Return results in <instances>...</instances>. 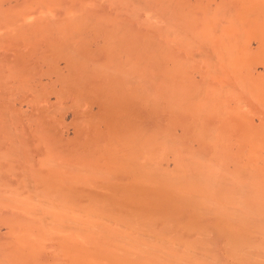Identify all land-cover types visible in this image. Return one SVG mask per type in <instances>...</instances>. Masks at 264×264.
I'll return each mask as SVG.
<instances>
[{
    "label": "rangeland",
    "instance_id": "obj_1",
    "mask_svg": "<svg viewBox=\"0 0 264 264\" xmlns=\"http://www.w3.org/2000/svg\"><path fill=\"white\" fill-rule=\"evenodd\" d=\"M94 1H97V0H76V1L75 0H59V3H58L59 5H58L57 4L58 0L57 1L56 0H0V264H164V263L165 264H175V262L176 264H183V263L184 264H218V263L219 264L220 263L221 264H240V263L258 264V263H253L255 261H258V259H260L258 262H261L259 264H262V263L264 264V256H263L264 249H260V248H263L262 246H264V241H263L264 237H262L264 235L262 234L264 233V211L261 212V210H264V203H263L264 198L261 200L259 198L264 194L263 192L264 191V172H263L264 171V157H263L264 149L260 150V147L262 148L264 145V141L260 143L262 146L259 144L260 147L259 148L257 147L256 149V153H257V150H259L258 151L259 153H257L258 155L255 154L257 157H254L255 155H253V153H255L254 151H252L253 153L247 152L248 154L250 153L253 155L254 158H256V159H253L254 162L251 161L253 158V157L251 158L252 155L251 156L250 154L246 155L247 154L246 151H250V149L248 148L252 146L251 145L249 147V145L247 144V141L250 139V138L248 140L246 139L247 135L249 137V135H252L250 134L252 132H253V135H255L257 133L255 130L260 129L261 131H263L261 127H263L264 125L263 124L261 126V124L264 123V120L261 121L264 118V113H263L264 112L263 110V107H264L263 97L264 96H262V98L261 99L259 98L258 100V94L256 93L257 91H253L252 89L251 91L246 90V89H249L248 85L250 84V81L254 83L256 82V84H257V81L260 82L258 84L262 83L261 81H259L260 79L257 80L259 74L261 75L260 78H262L263 83H264V70H263L264 60L259 61L260 64L258 63V60H257L263 56V54H261L263 53V49L262 51H260L261 49L257 47V45L260 42L259 41L260 38L258 40L257 36L255 37V35L257 34L256 32H259L258 34H260L261 36L263 29L259 28L260 27L259 24H258L259 26H257V24H254V22L255 23L262 22L261 25L263 24L264 20L260 21V19L262 18L264 13L262 12L263 14H261L260 10L263 11L264 9L260 8V10H258L257 9L258 7L256 6V9L259 11V13H257L258 11L255 12L256 11L255 8L253 9V11L255 10L254 12L258 14L259 16V19H258L255 17L253 18L252 16L253 11L251 12V10L255 4V3L253 4V0H250L251 3L253 4L252 5L253 7L250 6L251 7L250 11L247 10L249 9L248 5L246 7V4H248L250 1H248V3L246 2L244 6L243 4L244 0L242 1L241 0H237V1L235 0H202V1L201 0H159L160 4L157 3L158 0L157 1L122 0L121 2L123 1L126 2V3L123 2V4L121 2H118L119 0H117V2L112 1V0H109V1L106 0L105 2V0H102L101 2H105V4L103 3V5L101 4L100 1H97V2H94ZM86 2L87 4L85 6ZM99 2L100 4H98ZM133 2L136 3L134 4V7H136L135 9L133 8ZM95 3L98 4L100 8H98L97 7L98 5H96ZM129 3L131 4L130 7H128L130 5ZM251 3L249 4L251 5ZM124 4L125 6L126 4L128 5L125 8L126 10H128L126 12L125 10H123ZM217 5H219L220 9L219 7H217ZM84 6L87 8H85ZM146 6L147 8H150L151 11L149 10L148 13L151 12L150 14L151 16H153V18H155V16L157 17L159 16L158 18H156L158 24L155 21L153 24L156 23V27L158 25L160 27L158 26L157 28L155 27L154 29V27H152L154 25L153 24L151 25L153 21L149 22L147 20L150 17V15H147L148 10L146 9ZM71 7L75 9L73 8L71 9ZM152 7L153 8L155 7L154 10ZM121 10H123L124 13H122ZM156 13L158 14L155 15ZM174 13L176 14V16ZM76 14L79 16H77ZM161 14H162V17H161ZM259 14H261V17ZM100 15L101 17H99ZM207 15H208V18L213 20L212 22H214V19L216 20L219 19L218 20L220 21L219 23L222 24L221 26L219 23H217V25H219L218 31L222 29L219 32L216 29L217 26L216 28L214 26V28L216 29L215 33L213 34L214 37H212V32L209 28V26L211 27L213 26V23L210 22L211 20L207 18ZM113 17L117 19L114 20ZM128 17L130 18V20ZM163 17L167 19V21L164 20ZM228 17L230 19L233 18L234 20L232 19V22H231V20ZM223 18L225 21H223ZM246 18L248 20H246ZM254 19H258L259 21L253 22L252 20ZM80 20H82V23H80ZM132 20L135 23L132 22ZM151 20H154V19H151ZM161 20L162 21L164 20L163 23L166 21L165 22L166 24L165 23L161 24L162 23ZM173 20H174V23H171L170 21L173 22ZM227 20H230V21L227 22ZM246 21L248 25L250 23L252 24V27H254V31L255 30L257 31L255 32L250 31L246 33L247 31H249L247 29H252V27H250L251 25L249 26L250 28L247 26ZM229 22L231 25L233 23L232 26H234L235 22H236L235 26L236 24H238L237 25L238 29L237 27H235L236 29H234V27L228 25L230 29L233 28L234 31L236 30L235 32L233 31L234 32L233 34L230 33L231 37L228 35V32L230 30L228 29V32H227L226 28L228 27L224 26L225 24L227 25ZM113 23L114 24L116 23L117 28L115 25L112 26ZM240 23H244L245 25L244 29L242 27V29L244 30V33L242 32L243 35H240V32H241L240 30L241 27H239ZM124 24H126V26ZM147 24L150 25V26L148 25L149 28L151 27L150 31L152 28L154 31H151V33L150 31L148 32L149 29L147 28L148 27ZM123 25L126 28L130 26L129 29L124 28L125 30L123 31V33L126 32L127 30L128 31L132 30L133 32H135L133 33V35L132 33H130L131 31H129L130 34L126 32L129 34L128 36H130L129 37L130 42L128 41L129 44L132 43L130 45H133V46L135 45V47L137 45L136 47L137 50H142L144 53L146 52L148 53L149 50H151L150 53L152 52L151 55H147V72H148L147 76L148 77L145 76L144 78V79H149V80L151 79V83L149 80L146 82L148 84L147 85L148 90H146V93L144 90H142L144 93L140 91L142 95L145 94V96L150 100L149 101L148 99H146L147 100L146 103L149 105V107L146 103H144L143 101H140L145 96L140 97L141 98L140 100L137 98L139 97V94H140L139 91L138 92L135 91L137 92L135 95H138L137 97L135 96L137 100H135V98L134 99L129 98L127 99L129 105L126 104L127 100H125L126 103L118 105L119 103L118 98H120L123 95L124 89L122 88L123 90H122L121 95L117 97V95L120 93H119V90H117L116 88H119L121 91V87H123L122 80L124 81V84H127L125 86H128L130 82L132 81L130 79H132L133 76H137V73L133 75V72H132L133 68L131 69L127 68L129 70L128 74H127L128 70L127 71L124 70L125 72H122L123 70L121 69V66L122 64H124V62L121 61L122 64L118 69V74L120 71L121 73L118 76V74L116 73L117 71H115L116 69L113 66H111V68L113 67L115 70L113 68L112 69L110 68L111 64H109V62H111L110 60L111 58L108 57L110 56V54H106L103 51L105 50V48L107 49V46L105 47V45L109 44V42H107L108 41L107 39H109V41L111 42L112 39L110 38H112L113 36H115V38L117 37V39L120 38L121 34L118 37L119 35L118 31L120 32V30H123V27H122ZM172 25H173V29L176 27L174 32L173 30H171ZM205 25L210 30V32L209 30L207 31V28L205 27ZM223 26L224 28L226 27L225 30ZM257 27L259 29H257ZM134 28H135V31H134ZM117 29H120V30L117 31ZM223 30L227 32L228 39L229 38L238 39L239 43L237 42V40H235L237 42V45H236L235 42L233 41L234 42L233 43L231 39H230L231 42H229L230 40L225 38L226 32L224 33ZM138 31H141V32H138ZM203 31L208 32V33L205 32L208 36H210L211 34L210 36L211 38L207 37V35H205ZM152 32L153 33L157 32V33L155 35H152L153 36L152 37L151 36ZM167 32L168 33L171 32L169 33V36ZM136 33L137 35L135 37ZM187 33L189 36H187ZM65 34H67V36H65ZM160 34L163 35L165 38L162 37ZM156 35H158L159 38ZM172 35H173V39H172ZM217 35L220 36L219 42L217 40L218 39ZM128 36H124L126 37V39L125 38L124 39L128 40L129 39ZM186 36L191 38L192 40H190ZM148 37L149 39L147 40ZM133 38L137 41L135 40L133 41ZM139 38H141V42ZM155 38L157 39L155 40ZM167 38L168 40H170V42L167 40ZM200 38L205 39L206 42L204 43L205 40L203 39L200 40ZM206 38L207 39L209 38V39L207 40ZM71 39H73L74 42L71 41ZM158 39H159V42H158ZM102 40L103 41L105 40V44L101 43L103 42ZM146 40L149 41V43ZM187 40H189L190 42L192 41L195 42L196 40L197 43L195 42L194 44L195 45L197 44L198 48L192 47L193 43H190ZM242 40L244 43L242 42ZM154 41L157 43H155ZM173 41H176V43ZM222 41H224L225 44ZM162 42H163V45H162ZM180 42H183V44L181 43L183 47L181 46ZM184 42H186L187 45L189 44L190 46L191 45L192 46L189 47V45L187 46ZM227 42L231 44L229 45ZM147 43H148V47L150 45V49H147ZM168 43H170L171 45H174L175 43V45L172 47L173 48L178 47L177 51L175 50L177 54L173 53L174 50L172 47H170V44L168 45ZM203 43H204L203 46L199 45V44L202 45ZM208 43H209V46H208ZM145 44H146V47H143L145 46ZM164 44L166 46H164ZM211 44H212V47H210ZM227 44L230 46V48L232 47L231 45L235 44L236 46L235 49H237L240 45V50L238 48L239 52L243 50L241 47H244L247 44L248 48L247 47L246 48L247 50L250 48L248 51H249V56L250 55L251 56L250 57L248 56L247 54L248 52L247 53L245 52L246 55L248 56V59L244 58L246 57L245 55L244 57L242 56L246 48L244 51H241L242 52L241 56H240L241 52L239 53L237 51L239 53L238 55L237 52L234 50V47H235L234 45H233L234 47L232 51H234L235 53L230 52L232 48L229 49L230 53L227 50L223 52V50L229 48ZM218 45H220V47ZM186 46L189 48H187ZM201 47L205 48V51L200 50L202 49ZM208 47L210 50L208 49ZM221 47L222 48L224 47V49L222 50ZM143 48L146 50H144ZM190 48H193V49L190 50ZM256 48L258 49V51H260L259 53L256 50ZM118 49L120 48L118 47ZM121 50L122 51L119 50V52H123L124 49H121ZM161 50L167 53L166 54L167 57L165 55H164L165 57L163 56L164 52H162ZM216 50L217 51L222 50L220 53V56H222L224 60L219 55H218V59H220V61H218L216 57H215L216 59L215 58L213 59H215L218 62L226 61V64H227L226 66L224 63L223 64L219 63L220 65H218V67L220 68L218 67L216 68L217 66L216 63L218 62L214 60L215 62H213V64H215L216 66L213 65V68L211 67L212 62H208V61L209 59L213 60L212 57L218 54ZM251 50L256 54L258 53V56L260 54L262 56L255 58L257 55L255 56V54L252 53L254 55L252 56ZM211 51L213 54L211 53L212 56L210 54L211 56L210 57L208 56V52H211ZM115 52H117V54L119 53L118 50H116ZM223 53H225V55ZM232 53L233 55H231ZM153 54L156 57H158L157 54H160L161 60L160 58L156 59V57L154 58L157 61L152 59V57L150 58L149 56H153ZM201 54H203L204 56ZM177 55L178 57L174 58V56H177ZM192 55H195L194 56L195 58L193 60H191ZM235 55L236 56L238 55L239 57H243V58H240L241 60L237 59L239 57L238 56L235 57ZM121 56H122V53H121ZM121 56L119 53V56L115 54V56L113 55L112 58L113 57L117 58ZM251 57H254L253 59H255L253 60V62H252ZM205 58H207L208 61L203 60ZM249 58L251 59L250 60L251 62L248 61ZM197 59L198 60L201 59L199 60L201 62L198 63ZM230 59L232 61H234L233 59H237L238 62L239 60L243 61V59H246L249 62V65H251V69L246 68L247 66L249 67V65L245 66L246 60H244V63L242 62V65L245 66L247 71L248 69H250L253 72V76H251V80L250 78H248L250 80V81L248 80L249 84L248 82H247L248 85L244 84L248 87L244 86L243 84H240L241 82L245 83L243 81H245V79L248 77V72L246 73L247 77L245 78L244 71L242 70L243 71L242 72L240 70L241 68H239V71H241V73L243 74V75L241 74V76H244V78L241 77V79H244L241 81L239 79L240 74L238 73L237 75L238 69L236 70H233L234 68L232 69V67H236L235 66L236 64L234 63V65L231 66L233 62L232 61L230 62ZM107 60L108 61L110 60V61L108 62ZM163 60L165 64L163 63ZM194 60L196 61L193 62ZM227 61L230 62V65ZM204 64L206 65L207 69L206 67H202L204 66ZM208 64L209 66L211 65L210 67L212 68V70L216 68L215 72L218 69L217 74L219 73L221 74L219 75V77H216V79H213V81L217 80V78L218 79L221 78L224 75L222 73L226 72L225 75L227 74L226 76L228 77V74H229L230 76L229 78H227L229 80H226L225 75H224L225 79L224 78L222 79L228 82L230 81L229 83H231V79L233 82V80L236 78L237 81L235 80V84L236 83L240 84V86L238 85L239 87L234 86L235 89H237L236 93L237 92L239 93V89L241 88L240 94L243 96L242 93L244 92L243 90H245L247 94L246 97L250 99L251 103L247 101L248 99H246V101L250 103V104L248 103L249 105L247 106V102L244 100L245 96H243L242 98H244L243 100L245 102L241 100L240 98V100L242 101V104H240L241 102L239 101V99L236 98L237 96H239V94L238 95L236 94V97H235V94L233 95V93L235 92L233 91L235 90L234 88L232 90L233 92L230 93L229 91L230 89H229L228 90L229 92L227 91L228 94L227 95L225 94L224 96H222L224 94L222 90V85H223L222 83H224L225 81L223 82V80L219 79L218 80L219 82H216V81L212 82V78L213 77L215 78L216 74L214 75L213 73L214 71H211L212 73L210 72L211 68L210 70H208L209 68V66H207ZM125 65L129 67L126 63L122 66V68L123 67L126 68ZM228 66L230 67L232 72L230 69H228ZM223 67L226 70L223 69L224 72L222 73L219 72V70L222 71L221 68ZM243 67L242 69H244ZM250 70L249 72H251ZM130 71L132 73H130ZM207 71L210 72V74H213V77L212 76L207 77L209 75ZM233 72L234 74L236 73L234 75L235 77L232 75ZM251 73H249V76ZM125 74L127 76L133 75L131 78L130 76L128 77L130 82H127V83L125 82L126 79H128L127 77H125L126 76ZM121 75L124 76L126 79H123L124 77H122ZM253 77L256 79L255 81L252 80ZM119 78L121 82L119 81ZM138 78H139L138 76L137 78L134 77L133 80L135 81L133 82L135 83L133 84L139 86V84H137L139 83ZM208 78L209 79L211 78V79L208 80ZM136 79L138 80V82ZM252 82L251 84H254ZM116 83L119 84L118 87H116L117 86ZM181 83H184L185 85ZM211 83H212L211 86H213L214 84L216 85V87H214L215 89L216 88L219 89L221 86V89L215 90L214 94H213L214 89H212L213 87H211V89L213 90L211 94L214 96L219 91L218 94H220V96H222L223 98H221L218 95V97H220L219 99L218 97H213L210 94L211 92V90L209 91L210 87L206 88V85L211 84ZM216 83L217 84L221 83V85L219 86ZM133 84L131 85L134 88L135 85L133 86ZM149 84H151L152 86L151 88L153 89H150ZM179 85L183 87L181 88L179 87ZM260 86L262 85H259V87ZM203 87L205 88L201 89ZM255 87L257 88V86ZM186 88L189 89L190 92ZM202 90H203V93L202 92L200 93L199 91H202ZM184 91L185 93L183 94ZM159 92H161L162 94ZM165 92L166 93L169 92V94L171 95L170 102H169V99H167V97L169 96H165V94H163ZM197 92H199L200 95H198ZM204 92L206 93V96H204L205 95ZM208 92H209V95H208ZM260 92L262 91L260 90ZM172 93H174L175 95H173ZM160 94L163 95L162 98L160 97L161 96ZM260 94L262 95L263 93H260ZM152 95L154 98L153 101L151 100ZM157 95H158V98L160 97L161 99H164V100H160V98L159 99L155 98L157 97ZM180 95L181 96L184 95V96L181 97ZM227 96H228V100H227ZM113 97L116 98V100H114ZM172 97H174V99ZM207 99L210 102L207 101ZM157 100H159L160 102L159 101L157 102ZM223 100H224V103H223ZM206 101H207L206 103L207 105H208V102L210 103V105H208L209 107L212 105L214 106V108L213 106L210 107L212 108V110H210V108L207 107L206 104H204L206 106L203 105V103ZM213 101H216L218 104ZM134 102H136L137 107L139 105L137 103L138 102L141 103L139 106L141 109L138 107L140 110L138 108L136 109V105L134 106ZM156 102H157V105H154L156 104ZM178 102L180 106L182 102L183 104L185 103L184 104L186 105L185 107H183L184 105L182 104V107L185 109V113L183 111L184 109H182V107H179ZM201 102H202V105H201ZM220 102L223 104H221ZM114 103L116 104L118 109L114 106L115 105ZM142 103H143V106H142ZM215 103L217 105L221 104L220 105L221 107L218 106L216 107V110H215V106H216ZM103 104L104 105L106 104L107 106H104ZM123 105L125 106L126 109L124 108ZM239 105H242V106H240V108L238 109ZM250 105H253V106H250ZM128 106L130 108L129 112L127 110ZM192 106L194 107L192 108ZM105 107H107L109 111L108 110L106 111ZM186 107L187 109L190 107V109H188L189 111L186 110ZM199 107L202 109H198ZM204 107H206L207 109L209 108V111L213 115ZM191 108L193 110H191ZM221 108L224 110V112L223 110L222 112L220 111ZM225 108H226V111H225ZM119 109L123 110V113H126V114L122 113L118 115L119 113H121L120 111H118ZM165 109L167 110L165 111ZM172 109H174V111ZM237 109L240 112H238ZM199 110L202 113H200ZM214 110L216 111V113ZM230 111L232 112L230 113ZM177 112L178 113L180 112L179 113L180 115L177 116L176 114ZM188 112H191L192 114H187ZM205 112H208V113H205ZM185 114H186V117H185ZM203 114L205 117L206 116L208 117V115L210 114L211 115V116L209 115L210 120H208L209 117L208 118L206 117L202 121L201 118L203 117ZM232 114L234 115L232 116ZM115 115L119 116V117L117 116V118H119L120 120V121L119 120L117 121L118 124L117 123L114 124L115 122L110 123V121L113 120V118H116ZM132 115H133V118L131 117ZM181 115H183L184 118ZM257 115H258V118H257ZM105 116L107 119L105 118ZM127 116H129V119ZM137 116L138 118L139 117H142L143 119L145 118L144 119L145 121L144 120L141 121L142 125L139 124L140 122L137 123L140 127L135 126L136 125L135 122H134L135 124L133 123V121H136V120L137 122L140 121V119L138 120ZM227 117H229L230 120L231 119L236 120V126H234L235 128L234 130L235 131L240 130V131H237L238 134L239 132L240 134L237 135V132H235L236 135H234L233 129H230L233 131V133H231L232 131L229 132L228 128L230 127L228 126L230 124L227 125L228 127L227 130H226V127L224 129V126H223L224 122L221 121L223 124L222 125L223 131L225 132L226 130L225 133L224 132L222 133H224V135L229 134V133L233 134L234 136L232 135V137L235 138L237 142L234 139H231V136H230L231 134H229L230 137L220 134V132L222 131V129L220 128L221 127L220 119L224 118V120L230 121ZM122 118L124 119L122 120L123 124H124V121L126 122L125 125L120 124L122 123L121 122ZM212 118H215V121L213 119V122H212ZM216 118L218 120H216ZM240 118L241 120L239 121ZM242 118L245 119L246 121L245 123L247 124H244V121ZM177 119H180V121L184 119V123H182L183 120L181 122H176ZM199 120L202 123L200 122L199 124ZM105 121H109L110 123L109 124L106 122L107 124L106 126L108 128L105 126V123H104ZM247 121L248 122L251 121V122L248 123ZM96 122L98 124L101 123V125L99 124L101 126V130H99L100 128L97 126L95 128L91 127V126H94L93 124ZM204 122L205 123L209 122V125L207 123L206 125H204ZM187 123L189 124L188 125L189 127L186 128ZM257 123L260 124L261 127ZM108 124L112 126H109ZM132 124L134 126L130 127L132 126ZM202 124L204 125V127L200 128V125L201 127L203 126ZM233 124H231L230 126H232ZM243 124L244 126L249 125L248 131L249 129H251L250 130L251 132H248L246 129L247 127H244ZM255 124L258 125L259 127H256ZM174 125H177V127ZM198 126L199 128H197ZM205 127H207L209 131L208 130L206 131ZM213 127L214 128L216 127V128L214 129ZM129 128L131 131L128 130ZM188 128L190 129V131ZM217 128L219 130H217ZM201 129H203V131L205 132V133L203 132L205 136L209 134L208 136H206V138L203 135V133L200 134ZM252 129H254V131H252ZM169 130L171 132H169ZM117 131H118V134L120 133L119 135L116 134ZM195 131H198V132L196 133ZM242 132H243V135H242ZM121 133H123L124 135L123 134L121 135ZM244 133H247V134H244ZM262 134L264 135V131ZM115 135H117V137H115ZM200 135L201 136L203 135L204 139L206 140L205 141L204 139L202 140L203 137L201 138ZM212 135L214 136L216 135V136L214 137ZM143 137L145 139H143ZM229 138L231 139V141H229ZM122 139L123 140L125 139L126 141L124 140V142H122ZM207 139L211 140L208 143L209 146L206 145V143L208 142ZM217 139L220 140L221 143L222 141L225 143L224 146H222L220 149L218 148V146L217 147L215 146L216 141L214 142V140H217ZM118 140H120L121 143ZM130 140L131 142L133 141V143L131 142L129 143ZM144 141L145 143H142ZM135 142L136 143L139 142L138 143L139 145L136 144L138 147L136 145H133L135 144ZM218 142H217V145L220 144V142L219 144ZM115 143L117 145H115ZM118 143H120L121 146L123 144L125 145L127 144L126 146L128 149L134 146L135 149L131 148L130 152L127 149L128 151L127 150L126 151L129 152V154L131 153V155H129L128 153L127 155L125 154L126 152H123L126 149L124 145L123 151H122V148L121 150L120 149L118 150V151L123 152L120 155V152L115 150L116 149L115 146H118ZM141 143L146 144L145 145L146 152H149V150H151L149 153H147V159H146L147 160L146 164L148 165L146 166L147 167L146 170L150 174L145 173V175H151V176H148L149 178H146L148 179V181L145 179L144 181L145 183L142 182L144 180V178L142 177L145 176L142 172L144 171L143 169H145L146 167L144 166L145 168H143L141 166L142 160L138 159L140 158V156H137V154L140 152L139 149L141 147L139 148V146H141L140 145ZM230 143L232 144L230 145ZM227 144L230 145V147H228ZM225 145L228 147V149L226 148L227 151L225 150V147H226ZM206 147L208 148L211 147L210 152L212 151L211 152L212 154L209 152V149ZM118 148H120V146H118ZM132 149L134 150L131 151ZM187 150L190 153H192L191 151H193L192 155H189L190 153ZM217 151L219 154L217 153ZM133 152L134 154L137 153L136 158L134 157L135 155L133 154ZM195 152L196 154H194ZM223 153H225L227 157ZM140 154L141 152L139 153V155ZM201 155L202 156L204 155L203 158L205 162L204 161L201 162V160H203L201 159L202 158ZM233 155L236 156L235 158L236 161L234 160ZM126 156L130 158L132 156V158L137 159L138 161L132 160L134 161L136 165H139L141 163V165L139 166L140 168H138V172H140V175L139 173L137 174L136 170H134V172L136 171L135 173L131 172V170L134 169L135 164L130 169H129L130 165L129 167H127L128 166L127 164H130V162H132L131 161L132 158L128 159ZM188 156L189 158L193 156L190 158V160L192 158L193 160L191 162L188 161L191 164L190 163L187 164ZM194 156L196 157L198 156L197 158H200V159L198 160ZM247 156H250L251 164L250 162H248L249 157L247 158ZM245 158H247L248 161L245 160ZM178 159H180L181 161ZM223 159L225 160L228 159L231 162L234 161L236 163L234 162L231 163L229 161L226 162L224 160V162L226 163L224 164ZM127 160L128 161L130 160V161L128 162ZM196 162L200 163L201 166H199L200 164L196 165L197 164ZM218 162L220 163L219 167L216 166L218 165ZM245 162H248V163H245ZM181 164L182 166L185 167L184 169L185 171L181 169V167H179L181 166ZM208 164L211 166H207ZM244 164L246 166L251 165V166L256 167L257 171H255L256 169H254L253 167L252 168L254 170L253 172L252 169L247 166V168H249V170H251L255 174L254 177H253V174H251L252 172L246 171L247 168H245L246 166ZM150 165L151 167H149ZM188 165L189 167L186 168ZM191 165L194 168H192ZM198 166L201 169H198ZM240 166H242L243 169L240 168ZM209 167H211V169ZM244 168L246 170H244ZM189 170H193V172ZM186 171H189V172H186ZM245 171L247 173H245ZM178 172H181L180 173L181 175L183 174L181 176L182 178H179L180 175L178 174ZM209 172L210 174H213V175H210ZM193 173L194 174L197 173L201 178L208 181L207 185L208 183L211 185L207 186L206 181L204 182V180H202L199 176H196L197 174L193 176L192 175ZM199 173L200 174L202 173L203 176H201ZM207 173L208 175L206 176ZM216 173L218 174L220 173L219 176ZM187 174L189 176L191 175V177L187 176ZM183 176H184V179H183ZM232 176L234 178H232ZM154 177L156 178V180L154 179ZM176 177L180 181L178 184L179 185L184 184L183 186L185 187L179 186L177 188L173 186L174 184L176 185L178 182V180H176ZM204 177H207V179L208 177H210V179H212L213 182H211L212 180L211 181L210 179L207 180ZM220 177H221V180H220ZM242 177L244 179H242ZM256 177H260L261 179L259 180V178H256ZM222 178H224L225 180L226 178H228V180L235 179L232 181H236V182H234L233 184H230L232 183V181H229L230 183L227 182L228 180L222 181ZM182 179L185 181V183L181 182L183 181ZM215 179L216 180L218 179L217 182H219L220 180L221 184L222 182H225L222 186L224 185L233 186L235 183L236 184L239 183L238 181L240 180H241L240 181L241 185L240 184H238L239 186L235 185L237 187L236 189H235V186L233 187L230 186L231 190L225 186L223 189L226 188L227 190L226 189L223 190L221 189L220 182L215 185L216 183L214 182ZM243 180L245 183L243 182ZM173 181H176V182H173ZM167 182L168 183L170 182V183L167 184ZM142 183L143 185H140ZM247 183H250V184L248 185ZM178 184L176 186H178ZM245 184H247L249 188H247ZM199 185L201 186L203 185V186L201 187ZM212 185L215 186V189L213 188ZM253 186H255V190L253 191L251 190L252 191L251 192L250 187L251 189H254L252 188ZM206 187H209V190ZM239 187L242 190H240ZM256 187L258 189H256ZM176 188L180 189L179 190L180 192ZM197 188H199V190ZM232 188H234L235 190ZM259 188H262V189H259ZM130 190L131 191L133 190V191L131 192ZM210 190H214L215 193L214 192L212 193V191ZM136 191L138 194L134 193ZM223 192H225V194L226 193L228 194L225 196ZM201 195L206 196V197L203 198ZM229 196L232 197V200L230 199ZM249 196L251 197L255 196L256 198L254 197V200L251 198L252 200L250 201V199H248ZM213 197H215L217 201L216 200L214 201ZM224 197H226L227 199H230L229 203L227 200H225L226 198ZM244 197L245 199H243ZM257 197L259 198L258 200H257ZM218 198L220 199V201ZM222 199L225 201H223ZM210 200L212 201L211 206H210ZM230 201H233V203H235L234 206L237 204L236 205V208L238 207L237 210H235L236 208L232 209V207H229V206H232L233 204ZM220 202L222 203V205ZM260 202L263 203L262 205L263 208H261V210L259 209L260 207H262L261 206L262 203ZM226 203L228 206L225 205ZM253 203L255 206L252 205ZM255 203L260 204V205L257 206ZM134 204L135 205L139 204L142 206H133ZM225 208L227 209V211ZM228 209L235 210V211L230 212V210ZM236 214H239L238 217ZM252 214H253L252 218H249V216L251 217ZM224 218L226 221H224ZM241 218L242 219L245 218L244 222L246 224H244V222L241 221L242 220ZM229 219H234V220H230L231 221L230 222ZM235 220L237 221L233 222ZM255 221L258 222L257 224L259 225H257ZM137 222L138 224H136ZM237 222H240V223H237ZM82 223H84V225ZM242 223L244 225H242ZM141 224L145 226V228ZM228 225H230V227L232 226L233 228L232 231H235L236 228L237 230L235 232H232ZM84 227L87 228V230H85ZM146 227H148V229ZM149 227H151V229ZM243 230L247 231L246 232L247 234L244 233ZM153 231H155V233ZM226 231L228 232L226 233ZM240 232H241V235H240ZM95 235L96 236L99 235L100 238L99 237L96 238ZM117 235L118 236L120 235L119 238ZM174 235L175 237H177V239L173 237ZM251 236H253L254 238L253 241L252 239H250ZM173 238H175L177 241ZM180 238H181V241L179 240ZM238 238L243 239V241L246 240L244 241L246 245L250 244L251 246H254L255 248L257 247L256 248L257 251L256 250L253 251L252 248L254 247H252L251 249L245 248V251H243L244 248L242 249L237 248L238 250L235 247L233 248L232 244L234 242L235 244L238 243L236 246L239 245V247L241 246L246 247V245H244L245 243L241 241V239L239 240ZM124 240H126V242H124ZM238 240L239 242L240 241L241 242L239 243ZM254 240H256L257 242ZM115 241H116V244H115ZM254 242L257 244H255ZM229 243H231V245ZM177 247H179V249ZM167 249L170 251H168ZM249 250L250 252L251 251L254 252V253L252 252L254 256L252 253L250 256ZM247 253H248L249 258L247 257ZM232 254L235 255L236 257H234ZM260 256L262 257L260 258ZM119 257H121V259ZM252 257H255V260H253L254 258L252 259ZM238 261L240 263H238Z\"/></svg>",
    "mask_w": 264,
    "mask_h": 264
},
{
    "label": "bare ground",
    "instance_id": "obj_2",
    "mask_svg": "<svg viewBox=\"0 0 264 264\" xmlns=\"http://www.w3.org/2000/svg\"><path fill=\"white\" fill-rule=\"evenodd\" d=\"M56 1H57V0H56ZM75 1H76V0H75ZM97 1H100V2H101L102 0H97ZM97 1H94V2H97ZM108 1H109V0H108ZM112 1H116V2H117V0H112ZM121 1H122V0H119L118 2H121ZM128 1H129V0H128ZM128 1H127V2H128ZM130 1H132V0H130ZM153 1H157V0H153ZM201 1H202V0H201ZM235 1H237V0H235ZM241 1H242V0H241ZM248 1H250V0H247V1L244 0V1H243L244 6H245V3H246V2L248 3ZM83 2H84V1H83ZM100 2H99L98 4H100ZM105 2H106V0H105ZM105 2H101V4L103 5V3L105 4ZM123 2H124V1H123ZM123 2H121V3L123 4ZM134 2H136V1H134ZM134 2H133V8L135 9L136 7H134V4H136V3H134ZM169 2H170V1H169ZM204 2H205V1H204ZM209 2H210V1H209ZM58 3H59V0H58L57 4H58ZM121 3H119V4H121ZM124 3H126V2H124ZM131 3H132V2H131ZM157 3H159V0H158ZM249 3H251V1H250ZM249 3L246 4V7H247V5H248V7H249V9H247V8H246V9L249 10V11L251 10V7H250V6H252V5L255 3V4H254V7L252 6L253 8H252L251 12L253 11L254 8H255V10H256V11L254 10L255 12H257L258 10H260V8H261V9H262V8L264 9V0H253V4L251 3V5H250ZM82 4H84V3H82ZM86 4H87V2L85 3V6H86ZM95 4H96V3H95ZM98 4H96V5H98ZM119 4H118V6H119ZM129 4H130V3H129ZM159 4H160V3H159ZM159 4H158V5H159ZM204 4H205V3H204ZM219 4H220V3H219ZM221 4H222V2H221ZM58 5H59V4H58ZM74 5H75V4H74ZM77 5H78V4H77ZM88 5H89V3H88ZM88 5H87V6H88ZM102 5H101V6H102ZM153 5H154V4H153ZM75 6H76V5H75ZM75 6H74V7H75ZM85 6H84V7H85ZM126 6H128V5L126 4ZM126 6H125V4L123 5V7H124L123 10H125V12L128 11V10L125 9ZM130 6H131V4H130L128 7H130ZM135 6H136V5H135ZM193 6H194V5H193ZM256 6L258 7V8H257L258 10L256 9ZM94 7H95V5H94ZM97 7L100 8L99 5H98ZM102 7H103V6H102ZM121 7H122V6H121ZM156 7H157V5H156ZM162 7H163V5H162ZM176 7H177V6H176ZM176 7H175V8H176ZM189 7H190V6H189ZM191 7H192V6H191ZM217 7H219V5H217ZM56 8H57V7H56ZM56 8H55V9H56ZM72 8H73V7H71V9H72ZM85 8H87V7H85ZM152 8H153V7H152ZM154 8H155V7H154ZM154 8H153V10H154ZM177 8H178V7H177ZM205 8H206V7H205ZM210 8H211V7H210ZM221 8H222V7H221ZM223 8H224V7H223ZM233 8H234V7H233ZM244 8H245V7H244ZM73 9H75V8H73ZM119 9H120V8H119ZM121 9H122V8H121ZM128 9H130V8H128ZM146 9L148 10V11H147V15H150V17L147 16V17L150 18V20H149V18H148L147 20H148L149 22H150V21H153V22L151 23V25L154 23V21L158 24L156 18H158L159 16H158V17L155 16V18H153V16H151V14H150L151 12L148 13L149 10H150V8H147V6H146ZM158 9H159V8H158ZM158 9H156V10H158ZM160 9H162V8H160ZM206 9H207V8H206ZM219 9H220V7H219ZM52 10H53V9H52ZM123 10H121L122 13H124ZM181 10H182V9H181ZM210 10H211V9H210ZM81 11H82V10H81ZM83 11H85V10H83ZM134 11H135V10H134ZM150 11H151V10H150ZM162 11H163V10H162ZM175 11H176V10H175ZM206 11H207V10H206ZM242 11H243V10H242ZM254 11H253V13H252V14H253V15H252L253 18L255 17V18H258V19H259V16H258V14H257V13H259V11H258L257 13H255ZM260 11H261V12H260L261 14L264 13V10H263V11L260 10ZM67 12H68V11H67ZM115 12H116V11H115ZM136 12H137V11H136ZM155 12H156V11H155ZM160 12H161V11H160ZM262 12H263V13H262ZM83 13H84V12H83ZM85 13H86V12H85ZM98 13H99V12H98ZM134 13H135V12H134ZM153 13H154V11H153ZM153 13H152V14H153ZM162 13H163V12H162ZM167 13H169V12H167ZM177 13H178V12H177ZM186 13H187V12H186ZM77 14H78V13H77ZM77 14H76V15H77ZM157 14H158V13H156L155 15H157ZM174 14H175V13H174ZM178 14H179V13H178ZM206 14H207V13H206ZM220 14H221V13H220ZM220 14H219V15H220ZM246 14H248V13H246ZM255 14H257V15H255ZM261 14H259L260 17H261ZM69 15H70V13H69ZM103 15H105V14H103ZM115 15H116V14H115ZM130 15H132V14H130ZM135 15H136V14H135ZM163 15H164V14H163ZM167 15H168V14H167ZM221 15H222V14H221ZM221 15H220V16H221ZM228 15H229V14H228ZM254 15H255V16H254ZM77 16H79V15H77ZM81 16H82V14H81ZM81 16H80V17H81ZM84 16H86V15H84ZM97 16H98V14H97ZM164 16H165V15H164ZM168 16H169V15H168ZM173 16H174V15H173ZM175 16H176V14H175ZM185 16H186V15H185ZM192 16H193V15H192ZM229 16H230V15H229ZM250 16H251V15H250ZM263 16H264V14H263ZM263 16H262V18H264ZM87 17H88V16H87ZM99 17H101V15H100ZM115 17H116V16H115ZM115 17H113L114 20L117 19V18H115ZM117 17H118V16H117ZM138 17H139V16H138ZM161 17H162V14H161ZM214 17H216V16H214ZM218 17H219V16H218ZM245 17H247V16H245ZM245 17H244V18H245ZM75 18H77V17H75ZM83 18H85V17H83ZM105 18H106V17H105ZM105 18H104V19H105ZM111 18H112V17H111ZM128 18H129V17H128ZM163 18H164V17H163ZM170 18H171V17H170ZM207 18H208V15H207ZM228 18H229V17H228ZM249 18H250V17H249ZM262 18H261V19H262ZM87 19H88V18H87ZM87 19H86V21H87ZM107 19H108V17H107ZM122 19H123V18H122ZM140 19H141V18H140ZM151 19H154V20H151ZM155 19H156V20H155ZM208 19L211 20L210 18H208ZM212 19H214V18H212ZM226 19H227V17H226ZM229 19H230V18H229ZM232 19H233V18H232ZM232 19H230L231 22H232ZM258 19H254V20H252V21H253V22H254V21L258 22V21H259ZM261 19H260V21H263V20H264V19H262V20H261ZM112 20H113V19H112ZM126 20H127V19H126ZM129 20H130V18H129ZM141 20H142V19H141ZM145 20H146V19H145ZM164 20L167 21V19H165V18H164ZM164 20H163V21H164ZM175 20H176V19H175ZM179 20H180V18H179ZM218 20H219V19H218ZM218 20L214 19V22H215L216 24H215L214 22H212L213 20L210 21L211 23H213V26H212L213 28H212L211 26H209V28H210V30H211V32H212V37H214L213 34L215 33L216 29H217V31H218V29H219V28H218L219 25H217V23H219L220 21H218ZM230 20H227V22L230 21ZM233 20H234V19H233ZM246 20H248V19L246 18ZM101 21H102V20H101ZM163 21L161 20V22H162L161 24H164V23L166 22V21H165V22L163 23ZM206 21H207V20H206ZM216 21H218V22H216ZM223 21H225L224 18H223ZM223 21H222V22H223ZM250 21H251V20H250ZM250 21H249V23H250ZM105 22H106V21H105ZM114 22H115V21H114ZM125 22H126V21H125ZM132 22H134V21L132 20ZM143 22H144V21H143ZM168 22H169V21H168ZM170 22H171V23H174V20H173V22H172V21H170ZM222 22H221V23H222ZM227 22H226V23H227ZM239 22H240V21H239ZM78 23H79V22H78ZM80 23H82V20H80ZM116 23H117V22H116ZM116 23H115V24L113 23V25H112V24H111V25H112V26L115 25L116 28H117ZM134 23H135V22H134ZM156 23L153 24L154 26H152V27H154V29H155V27H156ZM159 23H160V22H159ZM175 23H176V22H175ZM204 23H205V22H204ZM208 23H209V21H208ZM235 23H236V22H235ZM235 23H234V26H232L233 23H232V25H231L230 22H229L227 25H226V24H225V25L223 24V25H224V26H227V27H228V25H230V26L234 27V29H236L235 27H237L238 24H236V26H235ZM237 23H238V21H237ZM261 23H262V22H260V23H255V22H254V24H257V26L260 25L259 28H262V29H263V32H262V35H261V36H260V34H258L259 32H256L257 34L255 35V37L257 36V39H258V40H259V38H260V40H259L260 42H259V44L257 45V47H258L259 49H261L260 51H262V49H263V53H261V54H263V56H262L261 54L258 56V53H259L260 51H258L257 48H256V50L258 51L257 54L254 53V52L251 50V54L254 53L255 56L257 55L255 58H258V57L262 56V57H260L259 59H257V60H258V63H259V61H263V60H264V21H263V24H262V25H261ZM86 24H87V23H86ZM140 24H141V23H140ZM149 24H150V23H149ZM149 24H147V26H148ZM165 24H166V23H165ZM167 24H169V23H167ZM178 24H179V23H178ZM180 24H181V23H180ZM214 24H215V25H214ZM219 24H220V23H219ZM241 24H242V25H241ZM246 24H247V21H246ZM258 24H259V25H258ZM88 25H90V24H88ZM124 25L126 26V24H124ZM124 25L122 26V27H123V30H120L121 27H120V29H117V31L120 30V32H122V33H120V32L118 31V34H119L118 37H119L120 34H121V36H122L123 38L120 36V38L117 39V37L115 38V36H113L112 38H110V39H112L111 42L109 41V39H107V40H108L107 42H109V44H106V45H105V47L107 46V49L105 48L106 51L103 49V50H104L103 52H105L106 54H110V56H108V57L111 58V59H110L111 62H109L110 60H109V61L107 60V61L109 62V64H111V65H110V68H111V66H113V67L116 69V70H115V69L112 67L115 71H117V72H116L117 74H118V69H119V67L121 66L122 62H124V64L127 63V65L129 66V67H127V66L125 65L126 68H124V67L122 68V66L124 65V64H122V66H121V69L123 70L122 72L127 71V70H128L127 68H130V69L133 68V69H132L133 75H134L135 73H137V76L139 77V78H138L139 83H137V84H139V86L133 84V83H135V82H133V81H135V80H133V79H134V77L137 78V76H133V75H132V76H133V77H132L131 75H129L130 78L132 77V79H130V80H132V81L130 82V80H129V78H128L129 76H127V75L125 74V75H126L125 77L128 78V79H126L124 76L121 75L122 77H124L123 79H126L125 82H126V83H127V82H130V84H129L128 86H125V85H127V84H124V81L122 80V83H123V84H122V83H121V84H122L123 87H121V91H120L119 88H116L117 90H119V93H120V94L117 95V97H118L119 95H121L122 90L124 89V90H123V92H124L123 95H122L120 98H118V102H119L118 105H119V104H124V103H126L125 100H127V99H129V98H133V99H134L135 96L137 97L138 95H135V94H136L138 91H139V93H140V91L144 90L145 93H146V90H148V88H147V85H148V84H147L146 82H147L149 79H144V78H145V76L148 77V76H147V73H148V72H147V55H151V53H152V52L150 53L151 50H149L148 53H150V54H148L147 52H146V53H147V54H146V53H144L142 50H137V48H136L137 45H136V47H135V45H134V46H133V45H130V44H132V43L129 44V42H130V41H129V40H130L129 37H130V36H128V35H129L130 33H132V35H133V33H135V32H133L132 30H129V31H131V32L129 33V31L127 30L126 32H128L129 34L126 33V32H124V33H125V35H124L123 31H124L125 29H129V27H130V26H129V27L126 28V27H124ZM128 25H129V24H128ZM128 25H127V26H128ZM173 25H175V24H173ZM173 25H172V29H171V30H173V32H174V30L176 29V27L173 29ZM176 25H177V24H176ZM207 25H208V24H207ZM220 25L222 26V24H220ZM243 25H244V23H240V26H239V27H241V28H240L241 32L238 30V31L240 32V35H243L242 32L244 33V30H243V29H244L245 25H244V26H243ZM250 25H251V26H250ZM106 26H107V25H106ZM147 26H146V27H147ZM149 26H150V25H149ZM149 26L147 27V28L149 29L148 32L150 31V28H151V27L149 28ZM158 26H159V25H158ZM158 26H157V27H158ZM163 26H164V25H163ZM177 26H178V25H177ZM197 26H198V25H197ZM214 26H215V28H216V26H217V28L215 29ZM224 26H223V28H224ZM247 26H248V27H249V26L252 27V24H251V23H250L249 25L247 24ZM131 27H132V25H131ZM146 27H144V28H146ZM157 27H156V28H157ZM159 27H160V26H159ZM168 27H169V26H168ZM205 27H206V25H205ZM242 27H243V29H242ZM250 27H249V28H250ZM124 28H125V29H124ZM170 28H171V27H170ZM206 28H207V27H206ZM221 28H222V27H221ZM225 28H226V27H225ZM225 28H224V30H225ZM255 28H256V27H255ZM259 28L257 27V29H259ZM131 29H132V28H131ZM159 29H160V28H159ZM168 29H169V28H168ZM228 29L230 30L229 32H228ZM234 29H233V28L230 29L229 27L226 28V31L228 32V35H229V36L231 35L230 33L233 34V33L236 31V30L234 31ZM237 29H238V27H237ZM245 29H246V28H245ZM252 29H253V30H252ZM252 29H247V30H249V31L246 30V31H247L246 33L250 32V31H253V32L257 31V30L254 31V27H252ZM262 29H261V30H262ZM109 30H111V29H109ZM146 30H147V29H146ZM157 30H158V29H157ZM165 30H166V29H165ZM191 30H192V29H191ZM208 30H209V29L207 28V31H208ZM210 30H209V32H210ZM212 30H213V31H212ZM221 30H222V29H220L219 31H221ZM224 30H223V31H224ZM112 31H113V30H112ZM134 31H135V28H134ZM151 31H154L153 28L151 29ZM151 31H150V33H151ZM166 31H167V30H166ZM169 31H170V30H169ZM179 31H180V30H179ZM195 31H196V30H195ZM219 31H218V32H219ZM223 31H222V32H223ZM226 31H224V33H225ZM233 31H234V32H233ZM258 31H259V30H258ZM63 32H65V31H63ZM138 32H141V31H138ZM146 32H147V31H146ZM181 32H182V31H181ZM203 32H204V31H203ZM203 32H202V33H203ZM205 32H206V31H205ZM205 32H204V34L207 35L206 33H208V32H206V33H205ZM227 32H226V37L224 36L225 38H227ZM91 33H92V32H91ZM144 33H145V32H144ZM156 33H157V32H155V33L152 32L151 36H152V35H155ZM169 33H171V32H169ZM169 33L167 32L168 36H169ZM220 33H221V32H220ZM126 34H127V35H126ZM172 34H173V33H172ZM181 34H182V33H181ZM184 34H185V33H184ZM216 34H217V33H216ZM216 34H215V36H216ZM254 34H255V33H254ZM99 35H100V34H99ZM132 35H131V36H132ZM136 35H137V33L135 34V37H136ZM160 35H161V34H160ZM170 35H171V34H170ZM182 35H183V34H182ZM185 35H186V34H185ZM190 35H191V34H190ZM218 35H219V34H218ZM218 35H217V36H218ZM65 36H67V34H65ZM75 36H76V35H75ZM124 36H128L129 39L127 38L128 40H125L126 37H124ZM141 36H142V35H141ZM141 36H140V37H141ZM145 36H146V35H145ZM148 36H149V35H148ZM156 36L159 38L158 35H156ZM161 36L164 37L163 35H161ZM187 36H189L188 33H187ZM187 36H186V37H187ZM210 36H211V34H210ZM210 36L207 35V37H210ZM229 36H228V37H229ZM132 37H133V36H132ZM137 37H138V36H137ZM152 37H153V36H152ZM201 37H202V35H201ZM219 37H220V36H218V39L216 38V39L218 40V42H219ZM230 37H231V36H230ZM233 37H234V35H233ZM235 37H237V36H235ZM239 37H240V36H239ZM71 38H72V37H71ZM73 38H74V37H73ZM107 38H108V37H107ZM124 38H125V39H124ZM164 38H165V37H164ZM164 38H163V39H164ZM169 38H170V37H169ZM187 38H189V37H187ZM187 38H185V39H187ZM194 38H196V37H194ZM198 38H199V36H198ZM198 38H197V39H198ZM210 38H211V37H210ZM222 38H223V37H222ZM139 39H140V42H141V38H139ZM145 39H146V37H145ZM148 39H149V37L147 38V40H148ZM151 39H152V38H151ZM151 39H150V40H151ZM156 39H157V38H155V40H156ZM163 39H161V40H163ZM170 39H171V38H170ZM172 39H173V35H172ZM172 39H171V40H172ZM189 39L192 40L191 38H189ZM197 39H196V40H197ZM202 39H203V38H200V40H202ZM206 39H207V38H206ZM208 39H209V38H208ZM208 39H207V40H208ZM227 39H228V38H227ZM227 39H226V40H227ZM230 39H231V38H229L228 40H230ZM246 39H247V38H246ZM134 40H135V39L133 38V41H134ZM147 40H146V41H147ZM153 40H154V39H153ZM153 40H152V41H153ZM167 40H168V38H167ZM193 40H194V39H193ZM196 40H195V42H196ZM203 40H205V39H203ZM212 40H213V39H212ZM223 40H224V39H223ZM231 40H232V42L234 41L236 45H237V42L239 41L238 39H233V38H232ZM231 40H230L229 42H231ZM235 40H237V42H236ZM258 40H257V41H258ZM66 41H67V40H66ZM71 41H73V39H71ZM102 41H103V40H102ZM128 41H129V42H128ZM135 41H137V40H135ZM168 41L170 42V40H168ZM168 41H167V42H168ZM184 41H185V40H184ZM187 41H189V40H187ZM198 41H199V40H198ZM220 41H221V39H220ZM224 41H225V40H224ZM224 41H222V42H224ZM73 42H74V41H73ZM107 42H106V43H107ZM140 42H139V43H140ZM142 42H143V41H142ZM147 42L149 43V41H147ZM154 42H155V41H154ZM154 42H153V43H154ZM158 42H159V39H158ZM173 42L176 43V41H173ZM189 42H190V41H189ZM189 42H188V43H189ZM195 42H193V41L190 42V43H193V46H192V45H191V46H192V47H195V48H198V47H197V44H196V45L194 44ZM201 42H202V41H201ZM205 42H206V40L204 41V43H205ZM207 42H208V41H207ZM210 42H211V41H210ZM210 42H209V43H210ZM213 42H214V41H213ZM229 42H227V43L229 44ZM234 42H233V43H234ZM242 42H243V40H242ZM245 42H246V41H245ZM101 43L105 44V40H104L103 42H101ZM134 43H135V42H134ZM145 43H146V42H145ZM148 43H147V49H150V45H149V47H148ZM150 43H151V41H150ZM155 43H157V42H155ZM175 43H174V45H175ZM181 43L183 44V42H180V44H181ZM184 43L186 44V42H184ZM196 43H197V42H196ZM204 43H203L202 45H201V44H199V45H200V46H203ZM209 43H208V46H209ZM238 43H239V42H238ZM243 43H244V42H243ZM135 44H136V43H135ZM137 44H138V42H137ZM142 44H143V43H142ZM160 44H161V42H160ZM169 44H170V43H168V45H169ZM182 44H181V46L183 47ZM220 44H221V43H220ZM224 44H225V42H224ZM228 44H227V45H228ZM230 44H231V43H230ZM230 44H229V45H230ZM235 44H233V45L235 46ZM139 45H140V44H139ZM139 45H138V46H139ZM162 45H163V42H162ZM174 45H171V44H170V47H172V46H174ZM186 45H187V44H186ZM188 45H189V44H188ZM188 45H187V46H188ZM229 45H228V46H229ZM233 45H231V46H232V47H231L232 49L230 48V46H229V48H227V49H225V50H223L224 47H223V48L221 47V48H222L223 52L226 51V50L229 52V49H231L230 52H234V51H232V50H233V47H234ZM238 45H239V44H238ZM156 46H157V45H156ZM164 46H166V45L164 44ZM164 46H163V47H164ZM181 46H180V47H181ZM187 46H186V47H187ZM191 46L189 45V47H191ZM206 46H207V45H206ZM218 46L220 47V45H218ZM228 46H226V47H228ZM259 46H260V47H259ZM118 47H119L120 49H118ZM143 47H146V44H145V46H143ZM160 47H161V46H160ZM186 47H185V48H186ZM189 47H187V48H189ZM204 47H205V46H204ZM210 47H212V44H211ZM226 47H225V48H226ZM246 47H247V44H246V46L241 47V48L243 49V50H241V51H244ZM152 48H153V47H152ZM168 48H169V46H168ZM172 48H173V47H172ZM175 48H176V47L173 48V50H174L173 53L177 54L176 51H177V48H178V47H177L176 49H175ZM201 48H202V49H200V50L205 51V48H203V47H201ZM235 48H236V46L234 47V50H235L236 52H237V51L239 52V50H240V45H239V47H238L239 50H238V48H237V49H235ZM247 48H248V47H247ZM247 48H246V50L243 52V55H242V52H241V51H240L241 53L239 52V53H240V56L242 55V56L244 57V55H245L246 57H244V58H246V59H248V56H249V51H248V50L250 49V48H249V49L247 50ZM101 49H102V48H101ZM121 49H124L123 52H119V50L122 51ZM143 49H144V48H143ZM158 49H159V47H158ZM163 49H164V48H163ZM170 49H171V48H170ZM180 49H181V48H180ZM191 49H193V48H190V50H191ZM206 49H207V47H206ZM208 49H209V47H208ZM253 49H254V47H253ZM116 50H118V52L120 53V56H121V53H122V56H121V57H117V58H115V57L112 58V56H113V55L115 56V54L119 56V53L117 54V52H115ZM144 50H146V49H144ZM175 50H176V51H175ZM186 50H187V49H186ZM209 50H210V49H209ZM213 50H215V49H213ZM222 50H221V51H222ZM161 51H162V50H161ZM161 51H160V52H161ZM169 51H170V50H169ZM169 51H168V52H169ZM192 51H193V50H192ZM192 51H191V52H192ZM216 51H217V50H216ZM221 51H220V50L217 51L218 54H217V52H216L217 55H216V56H213L212 59L215 58V57L218 59V55L220 56ZM114 52H115V53H114ZM162 52H164V51H162ZM162 52H161V53H162ZM170 52H171V51H170ZM185 52H186V51H185ZM194 52H195V51H194ZM228 52H226V53H228ZM230 52H229V53H230ZM238 52H237V54L239 55ZM245 52H246V53L248 52V53H247L248 56L246 55ZM111 53H112V54H111ZM113 53H114V54H113ZM153 53H154V52H153ZM157 53H159V52H157ZM161 53H160V54H161ZM206 53H207V52H206ZM211 53H212V51H211V52H208V56H210ZM234 53H235V52H234ZM154 54H155V53H154ZM154 54H153V56H149V57H150V58L152 57V59H154L155 61H157V60H156L157 58H158V59L160 58V60H161V55H160V54H157L158 57H156ZM166 54H167V53L164 52V53H163V56H164V55L166 56ZM171 54H172V53H171ZM189 54H190V53H189ZM203 54H205V53H203ZM203 54H201V55H203ZM212 54H213V53H212ZM212 54H211V56H212ZM223 54L225 55V53H223ZM111 55H112V56H111ZM172 55H173V54H172ZM214 55H215V53H214ZM231 55H233V53H232ZM238 55H237V56H238ZM165 56H164V57H165ZM188 56H189V55H188ZM194 56H195V55H192V57H191L192 59H191V60H193V59L195 58ZM203 56H204V55H203ZM211 56H210V57H211ZM237 56L235 55V57H237ZM250 56H251V55H250ZM250 56H249V57H250ZM252 56H254V55L252 54ZM154 57H156V59H155ZM166 57H167V56H166ZM172 57H173V56H172ZM176 57H178V55H177V56H174V58H176ZM196 57H197V55H196ZM206 57H207V56H206ZM220 57L222 58V56H220ZM220 57H219V58H220ZM238 57H239V56H238ZM243 57H239V58H237V59H240V58H243ZM216 58H215V59H216ZM253 58H254V57H251L252 62H253V60H255V59H253ZM172 59H173V58H172ZM182 59H183V58H182ZM208 59H209V57H208ZM208 59L205 58V59H203V60H207V61H208ZM215 59H213V60L209 59V61H208V62H212V63H211L212 66L210 65L212 68H213V65H214V66L217 65L216 68L218 67V65L223 64V63L225 64V66L227 65V64H226V61H224V62H218V61H220V59H218V61H216ZM222 59H223V58H222ZM237 59H233L234 61H232V60L230 59V62H231V61L233 62L231 66H233L234 63L236 64V65H235L236 67H232V69H233V68H234L233 70L238 69L237 75H238V73L240 74V75H239V79H240L241 81L244 80V79H241V77L244 78V76H245V78H246V77H247L246 73L248 72V77L246 78L247 81H246V79H245V81H243V82H245V83H242V82H241V83L239 82V83L244 85V84H247V82H248V84H249V81L251 80V76H253V72H252V70H250V69H251V65H249V62H251V61H250L251 59L249 58V60H248L249 62H248L246 59H243V61H240V60H241V59H240L239 62H238ZM174 60H175V59H174ZM191 60H190V61H191ZM197 60H198V59H197ZM199 60H201V59H199ZM199 60H198V63L201 62V61H199ZM210 60H211V61H210ZM214 60H215L216 62H218V63H216V65L213 64V62H215ZM223 60H224V59H223ZM228 60H229V58H228ZM244 60H246V61H245V62H246V63H245V66L249 65V67H248V66L246 67V68H250V69H248V71L246 70L245 66L242 65V62L244 63ZM121 61H122V62H121ZM166 61H167V59H166ZM175 61H176V60H175ZM195 61H196V60H194L193 62H195ZM235 61H236L237 63H236ZM171 62H172V61H171ZM205 62H206V61H205ZM208 62H207V63H208ZM227 62H228V61H227ZM230 62H228L229 65H230ZM163 63H164V60H163ZM185 63H186V62H185ZM219 63H220V64H219ZM239 63H240V64H239ZM247 63H248V64H247ZM164 64H165V63H164ZM176 64H177V63H176ZM255 64H256V63H255ZM259 64H260V63H259ZM240 65H242V66H240ZM108 66H109V65H108ZM157 66H158V65H157ZM207 66H209V64H208ZM210 66H209L208 70H210V68H211ZM221 66H222V65H221ZM243 66H244V67H243ZM155 67H156V66H155ZM202 67H206V65L204 64V66H202ZM242 67H243L244 69H242ZM112 68H111V69H112ZM171 68H172V67H171ZM174 68H175V66H174ZM182 68H183V67H182ZM212 68H211L210 72H211V71H214V72H213L214 75H215V74L217 75V76L215 75V78H214V77H213V74H210V72L207 71V72L209 73V75H208L207 77H210V76L213 77V78L211 77V78H212V82H215V81H216V82H219V81H218L219 79H220V80H223L222 78H224V77L227 75V74L225 75L226 72H225V73H222V72H224L223 69L226 70V69L223 67V68H221L222 71L219 70V72H221V73L224 74L225 76L223 75L221 78H219V79L217 78V80H214V81H213V79H216V77H219V75H221V74H220V73L217 74V73H218V72H217L218 69H217L216 72H215V69H216V68L213 69V70H212ZM218 68H220V67H218ZM239 68H241V69H240L241 71H242V70L244 71V73H245L244 76H241L242 73H241V71H239ZM121 69H120V70H121ZM206 69H207V67H206ZM228 69H230L229 66H228ZM253 69H254V68H253ZM109 70H110V69H109ZM109 70H108V71H109ZM124 70H125V71H124ZM202 70H203V69H202ZM230 70H231V69H230ZM249 70H250L252 73L249 72ZM255 70H256V69H255ZM263 70H264V69H263ZM115 71H114V72H115ZM187 71H188V70H187ZM228 71H229V70H228ZM228 71H227V72H228ZM243 71H242V72H243ZM128 72H129V70L127 71V74H128ZM132 72L130 71V73H132ZM170 72H171V71H170ZM172 72H173V71H172ZM202 72H204V71H202ZM231 72H232V70H231ZM255 72H256V71H255ZM255 72H254V73H255ZM120 73H121V71L119 72V74H120ZM211 73H212V72H211ZM249 73H251L250 76H249ZM260 73H261V72H260ZM110 74H112V73H110ZM113 74H115V73H113ZM117 74H116V75H117ZM119 74H118V76H119ZM235 74H236V73H235ZM235 74H234V72H233L232 75L234 76ZM148 75H149V74H148ZM242 75H243V74H242ZM257 75H258V74H257ZM257 75H256V76H257ZM113 76H114V75H113ZM111 77H112V76H111ZM116 77H117V76H116ZM122 77H121V79H122ZM203 77H204V76H203ZM203 77H201V78H203ZM229 77H230V76H229V74H228V77H227V76L225 77L226 80H229V79H227V78H229ZM234 77H235V76H234ZM234 77H233V79H234ZM254 77H255V76H254ZM254 77H253V78H254ZM260 77H261V75L259 74L257 80L260 79L259 81L262 82L261 84H258V83H260V82H258V81H257V84H256V82L254 83V82L250 81V84H251V82L254 83V84H251V86H250V84H249V85L247 84L249 87L246 86V85H244V86H246V87L249 88V89H246V90H248V91H251V89H252L253 91H257L256 93L258 94V100H259V98L261 99L262 96H264V83H263L262 78H260ZM174 78H175V77H174ZM204 78H205V77H204ZM211 78H210V79H211ZM225 78H224V79H225ZM231 78H232V77H231ZM248 78H250V80H249ZM253 78H252V80L255 81L256 79H255V78L253 79ZM114 79H115V77H114ZM206 79H207V78H206ZM210 79L208 78V80H210ZM112 80H113V79H112ZM136 80H137V79H136ZM138 80H137V82H138ZM171 80H172V79H171ZM235 80H236V78H235V79L233 80V82H232V79H231V83H229L230 81L228 82V81L223 80V82L225 81V82H224L225 84L222 83V84H223V85H222V90H223V93H224V94L222 93L223 95H222V94H221V95L224 96L225 94L227 95L229 91H230V93L233 92V91H235V92L233 93V95L235 94V97H236V94H237V95L239 94L240 97L237 96L236 98L239 99V101L241 102V103H240V102H239V103L242 104V101H241V100L244 99V98H242V97L245 96V99H244L245 101H246V99H248V97H246L247 94H246L245 90H243L245 93L242 91V92H243V93H242L243 96L240 94V89H241V88H240V89L238 88V89H239V93H238V92L236 93L237 89H235V87H236V86L239 87L240 84L236 83V84H237V85H236V84H235ZM248 80H249V81H248ZM116 81H117V79H116ZM116 81H115V82H116ZM119 81L121 82L120 78H119ZM149 81H150V83H151V79H150ZM205 81H206V80H205ZM236 81H237V80H236ZM120 82H119V84H120ZM174 82H175V81H174ZM182 82H183V81H182ZM117 83H118V82H117ZM117 83H116V84H117ZM233 83H234L235 85H234ZM119 84H117L116 87H118ZM131 84H133V86L135 85V87L133 88ZM174 84H175V83H174ZM178 84H179V83H178ZM178 84H177V85H178ZM181 84H184V83H181ZM213 84H214V83H213ZM216 84H217V83H216ZM232 84H233V85H232ZM184 85H185V84H184ZM208 85H210V86H208ZM211 85H212V83L206 85V88H207V87H210V89L208 88L209 91L211 90L210 94L213 92L212 89H214L213 94L215 93V90H219V89H221V86H220L221 83H220V84H219V83L217 84V85L220 86L219 89H217V88L215 89V88H214V87H216L215 84H214L215 86H214V85L211 86ZM238 85H239V86H238ZM243 85H242V87H243ZM254 85L257 86V88H256ZM259 85H262L263 88H262V86L259 87ZM113 86H114V85H113ZM130 86H131L132 88H131ZM136 86H138L139 88L136 87ZM149 86H150V89H153V88H151V87H152L151 84H149ZM234 86H235V87H234ZM119 87H120V86H119ZM124 87H125V88H124ZM179 87L182 88L183 86H180V85H179ZM201 87H202V86H201ZM211 87H213V88L211 89ZM217 87H218V86H217ZM223 87H224V88H223ZM250 87H251V88H250ZM254 87H255V88H254ZM122 88H123V89H122ZM135 88H137V89H135ZM146 88H147V89H146ZM187 88H188V87H187ZM187 88H186V89H187ZM204 88H205V87H203V88H201V89H204ZM233 88H234L235 90H233ZM253 88H254L255 90H254ZM116 89H115V90H116ZM138 89H139V90H138ZM140 89H141V90H140ZM150 89H149V90H150ZM189 89H190V87H189ZM189 89H187V90H189ZM198 89H199V88H198ZM225 89H226V91H225ZM229 89H230V90H229ZM262 89H263V90H262ZM222 90H221V92H222ZM228 90H229V91H228ZM232 90H233V91H232ZM260 90H261L262 92H260ZM135 91H137V92H135ZM181 91H182V89H181ZM224 91H225V92H224ZM227 91H228V92H227ZM142 92H143V91H142ZM150 92H151V91H150ZM174 92H175V91H174ZM178 92H179V91H178ZM187 92H188V91H187ZM189 92H190V90H189ZM199 92H200V93H201V92L203 93V90H202V91H199ZM199 92H197L198 95H200ZM258 92H259V93H258ZM139 93H138V94H139ZM143 93H144V92H143ZM151 93H152V92H151ZM159 93H161V92H159ZM184 93H185V91L183 92V94H184ZM216 93H217V91H216ZM218 93H219V91H218ZM218 93L215 94L214 96H213L212 94H211V95H212L213 97H218V95L220 96V94H218ZM248 93H250V92H248ZM254 93H255V92H254ZM256 93H255V94H256ZM260 93H263V94L261 95ZM115 94H116V92H115ZM140 94H141V93H140ZM140 94H139V97H137L139 100L141 99L140 97H144V96H145V94H144V95L141 94V96H140ZM156 94H158V93H156ZM161 94H162V93H161ZM161 94H160V95H161ZM163 94H165V96H169V97H167V99H169V102H170V96H171V95L169 94V92H168V93L165 92V93H163ZM167 94H169V95H167ZM172 94L175 95L174 93H172ZM204 94H205L204 96H206V93H205V92H204ZM255 94H254V95H255ZM108 95H109V94H108ZM208 95H209V92H208ZM211 95H210V96H211ZM216 95H217V96H216ZM250 95H251V94H250ZM112 96H113V94H112ZM131 96H132V97H131ZM180 96H181V95H180ZM183 96H184V95H183ZM183 96H181V97H183ZM222 96H220V97L223 98ZM160 97L162 98L163 95H161ZM160 97H159V98H160ZM220 97H218V98L220 99ZM231 97H232V96H231ZM251 97H252V96H251ZM251 97H250V98H251ZM256 97H257V96H256ZM113 98H114V97H113ZM113 98H112V100H113ZM137 98H135V100H137ZM155 98L159 99V98H158V95H157V97H155ZM161 98H160V100H164V99H161ZM172 98L174 99V97H172ZM206 98H207V97H206ZM206 98H205V99H206ZM240 98H241V100H240ZM106 99H107V98H106ZM108 99H109V98H108ZM146 99H148V98L145 96V97L142 98V100H140V101H143L144 103H146V102H147ZM153 99H154V98H153V95H152L151 100L153 101ZM183 99H184V98H183ZM214 99H216V98H214ZM114 100H116V98H114ZM139 100H138V101H139ZM148 100H149V99H148ZM224 100H225V99H224ZM224 100H223V103H224ZM227 100H228V96H227ZM244 100H243V101H244ZM263 100H264V97H263ZM149 101H150V100H149ZM152 101H151V102H152ZM158 101H159V100H157V102H158ZM165 101H166V100H165ZM207 101H209V100L207 99ZM207 101L204 102L203 105L206 104ZM221 101H222V100H221ZM245 101H244V102H245ZM247 101L250 102V99H248ZM247 101H246V102H247ZM157 102H156V104H154V105H157ZM159 102H160V101H159ZM161 102H162V101H161ZM163 102H164V101H163ZM209 102H210V101H209ZM209 102H208V105H210ZM211 102H212V101H211ZM213 102H216V101H213ZM218 102H219V101H218ZM227 102H228V101H227ZM244 102H243V103H244ZM249 102H247V106L251 103V102H250V103H249ZM115 103H116V102H115ZM115 103H114V104H115ZM180 103H181V102H180ZM199 103H200V102H199ZM216 103H217V102H216ZM216 103H215V104H216ZM220 103H221V102H220ZM223 103H221V104H223ZM248 103H249V104H248ZM107 104H108V103H107ZM126 104H128V100H127V103H126ZM137 104H139V105H138V107H139L141 103L138 102ZM146 104H147V103H146ZM158 104H160V103H158ZM182 104H183V102H182ZM182 104H181V106H180V105H179V102H178L179 107H182ZM184 104H185V103H184ZM184 104H183V105H184ZM215 104H214V105H215ZM217 104H218V103H217ZM217 104H216V106H215V110H216V107H218V106L221 107V106H220L221 104H219V105H217ZM234 104H235V103H234ZM103 105H104V104H103ZM128 105H129V104H128ZM135 105H136V102H134V106H135ZM147 105H148V104H147ZM197 105H198V104H197ZM201 105H202V102H201ZM206 105H207V104H206ZM206 105H204V106H206ZM208 105H207V107H209ZM228 105H229V104H228ZM245 105H246V103H245ZM101 106H102V105H101ZM104 106H107V105L105 104ZM114 106L117 108L116 104H115ZM123 106H124V105H123ZM131 106H132V105H131ZM142 106H143V103H142ZM144 106H145V105H144ZM151 106H152V105H151ZM165 106H166V105H165ZM185 106H186V105H184L183 107H185ZM212 106H213V105H212ZM212 106H210V107H212ZM224 106H225V105H224ZM240 106H242V105H239L238 109L240 108ZM250 106H253V105H250ZM109 107H110V105H109ZM109 107H108V108H109ZM111 107H112V106H111ZM138 107H137V105H136V109H137ZM148 107H149V105H148ZM148 107H147V108H148ZM158 107H159V106H158ZM168 107H169V106H168ZM183 107H182V109H184ZM193 107H194V106H192V108H193ZM200 107H202V106H200ZM200 107H199L198 109H202V108H200ZM210 107H209V108H210ZM222 107H223V106H222ZM227 107H228V106H227ZM236 107H237V106H236ZM105 108H106V111H107V110H108L107 107H105ZM116 108H115V110H116ZM124 108H125V106H124ZM139 108H140V107H139ZM139 108H138V109H139ZM192 108H191V110H193ZM204 108H206V107H204ZM209 108H208V109L206 108V109L209 111ZM213 108H214V106H213ZM247 108H248V107H247ZM117 109H118V108H117ZM125 109H126V108H125ZM129 109H130V108H129V106H128V107H127L128 112H129ZM140 109H141V108H140ZM140 109H139V110H140ZM188 109H190V107H189ZM188 109H187V107H186V110H187V111H189ZM238 109H237V110H238ZM144 110H145V108H144ZM152 110H153V109H152ZM159 110H160V109H159ZM166 110H167V109H165V111H166ZM172 110L174 111V109H172ZM172 110H171V111H172ZM191 110H190V111H191ZM203 110H204V109H203ZM210 110H212V108H210ZM215 110H214V111H215ZM219 110H220V109H219ZM222 110H223V109L221 108L220 111L222 112ZM228 110H229V109H228ZM252 110H253V109H252ZM254 110H256V109H254ZM263 110H264V107H263ZM108 111H109V110H108ZM118 111L121 112V113H119L118 115H120V114L123 113V110H120V109H119ZM130 111H132V110H130ZM183 111H184V113H185V109H184ZM217 111H218V110H217ZM225 111H226V108H225ZM242 111H243V110H242ZM242 111H241V112H242ZM244 111H245V110H244ZM159 112H160V111H159ZM175 112H176V110H175ZM199 112H200V110H199ZM209 112H210V111H209ZM223 112H224V110H223ZM228 112H229V111H228ZM231 112H232V111H230V113H231ZM238 112H240V111L238 110ZM253 112H254V111H253ZM132 113H133V112H132ZM141 113H142V112H141ZM143 113H144V112H143ZM170 113H171V112H170ZM179 113H180V112H179ZM179 113H178V112L176 113L177 116L180 115ZM200 113H202V112H200ZM203 113H204V111H203ZM205 113H208V112H205ZM210 113H211V112H210ZM215 113H216V111H215ZM233 113H234V112H233ZM263 113H264V112H263ZM106 114H107V113H106ZM108 114H109V113H108ZM110 114H111V113H110ZM123 114H126V113H123ZM144 114H145V113H144ZM156 114H157V112H156ZM181 114H182V113H181ZM187 114H192V113H191V112H188ZM211 114H212V113H211ZM111 115H112V114H111ZM118 115H117V116H118ZM169 115H170V114H169ZM173 115H174V114H173ZM205 115H206V114H205ZM207 115H208V114H207ZM209 115H210V114H209ZM209 115H208V117H209ZM212 115H213V114H212ZM221 115H222V114H221ZM233 115H234V114H232V116H233ZM237 115H238V114H237ZM113 116H114V115H113ZM113 116H112V117H113ZM115 116H116V115H115ZM117 116H116V118H113V120H111L110 123H112V122L114 123V122H115L114 124H116L117 121L119 120V118H117ZM181 116L183 117V115H181ZM187 116H188V115H187ZM189 116H190V115H189ZM192 116H193V115H192ZM210 116H211V115H210ZM215 116H216V115H215ZM215 116H213V117H215ZM218 116H219V115H218ZM238 116H239V115H238ZM262 116H263V115H262ZM262 116H261V117H262ZM107 117H108V116H107ZM118 117H119V116H118ZM127 117H128V119H129V116H127ZM127 117H126V118H127ZM131 117L133 118V115H132ZM171 117H172V116H171ZM174 117H175V116H174ZM179 117H180V116H179ZM185 117H186V114H185ZM201 117H202V116H201ZM201 117H200V118H201ZM206 117H207V116H206ZM206 117H205L204 114H203V117L201 118L202 121H203V119L206 118ZM208 117H207V118H208ZM220 117H221V116H220ZM225 117H226V116H225ZM245 117H246V116H245ZM105 118H106V116H105ZM137 118H138V116H137ZM159 118H160V117H159ZM183 118H184V117H183ZM187 118H188V117H187ZM192 118H193V117H192ZM200 118H199V119H200ZM218 118H219V117H218ZM227 118L230 120L229 117H227ZM232 118H233V117H232ZM234 118H235V117H234ZM236 118H237V117H236ZM257 118H258V115H257ZM106 119H107V118H106ZM139 119H140V121H138V122H137V120H136V121H133V123H134V122L136 123L135 126H139V125L137 124V123H139V122H140L139 124L142 125L141 121H143L145 118L143 119L142 117H139L138 120H139ZM162 119H163V118H162ZM164 119H165V118H164ZM170 119H171V118H170ZM201 119H200V120H201ZM213 119H214V121H215V118H212V122H213ZM242 119H243V118H242ZM260 119H261V118H260ZM260 119H259V120H260ZM122 120H124V119H123V118L121 119V122H122V123L119 122L120 124H123V121H122ZM182 120H183L182 123H184V119H182ZM182 120H181V121H182ZM187 120H189V119H187ZM200 120H199V124H200V122H201ZM205 120H207V119H205ZM205 120H204V121H205ZM208 120H210V117L208 118ZM216 120H218V119L216 118ZM240 120H241V118L239 119V121H240ZM257 120H258V119H257ZM263 120H264V118H263L261 121H263ZM119 121H120V120H119ZM128 121H130V120H128ZM144 121H145V120H144ZM171 121H172V120H171ZM181 121H180V119H177L176 122H181ZM185 121H186V120H185ZM221 121L224 122V123H223L224 125L222 124ZM225 121H226V122H225ZM232 121H233V122H232ZM234 121H235V123H234ZM243 121H244V124H247V123H245V122H246L245 119H243ZM248 121H249V120H248ZM248 121H247V122H248ZM261 121H260V122H261ZM97 122H99V121H97ZM97 122L93 124L94 126H91V125H90V126L93 127V128H95V127L97 126V127L100 128L99 130H101V126H100L101 123H99V124H100V125H99ZM106 122L109 123V121H105V122H104V123H105V126L107 125ZM176 122H175V124H176ZM186 122H187V121H186ZM220 122H221V124L219 123V124L221 125L220 128L222 129V131H221V129H220L221 132L218 131V132H220V134H223V135H224V133L226 132V130H227L228 127H230V128H228L229 132L232 131V130H230V129H233L234 133H233V131H232L231 133H233L234 135H236L235 132L240 131V130H237V131L234 130V129H235L234 126H236V120H235V119H234V120L231 119L230 121H228V120H224V118H223V119H220ZM227 122H228V123H227ZM231 122H232V123H231ZM250 122H251V121H250ZM250 122H248V123H250ZM260 122H258V123H260ZM110 123H109V124H110ZM130 123H131V122H130ZM135 123H134V124H135ZM143 123H144V122H143ZM150 123H151V122H150ZM201 123H202V122H201ZM206 123L209 125V122H206ZM206 123L204 122V125H206ZM217 123H218V122H217ZM233 123H234V124H233ZM258 123H257V124H258ZM261 123H262V122H261ZM102 124H103V122H102ZM109 124H108V125H109ZM117 124H118V123H117ZM120 124H119V125H120ZM125 124H126V122L124 121V124H123V125H125ZM172 124H173V122H172ZM179 124H181V123H179ZM185 124H186V123H185ZM185 124H184V125H185ZM196 124H197V123H196ZM215 124H216V123H215ZM229 124H230V125L233 124V125L230 126ZM244 124H243V126H244ZM263 124H264V123H262L261 126H262ZM98 125H99V126H98ZM123 125H122V126H123ZM143 125H144V124H143ZM188 125H189V124L187 123L186 128L189 127ZM202 125H203V124H202ZM204 125H203L202 127H201V125H200V128H203ZM211 125H212V124H211ZM213 125H214V124H213ZM222 125L224 126V129H225V127H226L225 132L223 131V128H222L223 126H222ZM227 125H229V126L227 127ZM255 125H256V124H255ZM258 125L260 126V124H258ZM258 125H256V127H259ZM103 126H104V125H103ZM109 126H112V125H109ZM114 126H115V125H114ZM114 126H113V127H114ZM116 126H117V125H116ZM120 126H121V125H120ZM133 126H134V125L132 124V126H130V127H133ZM174 126L177 127V125H174ZM261 126H260V127H261ZM91 127H90V128H91ZM106 127H107V126H106ZM106 127H105V128H106ZM139 127H140V126H139ZM160 127H161V126H160ZM182 127H183V125H182ZM244 127H247L246 129H247V131H248L249 125H248V126L246 125V126H244ZM263 127H264V125H263ZM263 127H261V129L264 131ZM107 128H108V127H107ZM111 128H112V127H111ZM197 128H199V126H198ZM205 128H206V131H207V130L209 131V129H208L207 127H205ZM205 128H204V129H205ZM213 128H214V127H213ZM215 128H216V127H215ZM215 128H214V129H215ZM251 128H252V127H251ZM97 129H98V128H97ZM146 129H147V128H146ZM169 129H170V128H169ZM172 129H173V127H172ZM179 129H180V128H179ZM188 129H189V128H188ZM210 129H211V128H210ZM258 129H259V128H258ZM111 130H112V129H111ZM128 130H130V128H129ZM181 130H182V129H181ZM183 130H184V128H183ZM186 130H187V129H186ZM198 130H199V129H198ZM217 130H219V129L217 128ZM250 130H251V129H249L248 132H251ZM112 131H113V130H112ZM114 131H115V130H114ZM118 131H119V130H118ZM118 131H117V133H116L117 135L120 134V133L118 134ZM130 131H131V130H130ZM132 131H133V130H132ZM173 131H174V129H173ZM189 131H190V129H189ZM252 131H254V129H252ZM255 131L257 132L255 135H253V132L250 133V134H252V135H249V137H248V135H247V138H246V139L248 140V139L250 138V139H249L250 141L248 140V141H247V144L249 145V147H250L251 145H252V146H251L250 148H248V149H250V151H246V153H247V152H252V151H254L255 153L252 152L253 155H255V154L258 155L257 153H259V152H258L259 150H257V153H256V149H257V147L259 148L260 145H261L260 143H261L262 141H264V140H263V139H264V135L262 134L263 131H261L260 129H259V130H255ZM158 132H159V131H158ZM169 132H171V131L169 130ZM186 132H188V131H186ZM195 132L197 133L198 131H195ZM195 132H194V133H195ZM203 132H204L203 129H201L200 134L203 133ZM222 132H224V133H222ZM227 132H228V131H227ZM159 133H160V132H159ZM175 133H176V132H175ZM204 133H205V132H204ZM204 133H203V135L205 136ZM231 133H229V134H231ZM111 134H112V133H111ZM113 134H114V133H113ZM122 134H123V133H121V135H122ZM187 134H188V133H187ZM189 134H190V132H189ZM229 134H225V135H226V136H229ZM233 134H231L230 136H231V139H234V140H235V138L232 137ZM239 134H240V132H239ZM239 134H238V132H237V135H239ZM244 134H247V133H244ZM248 134H249V133H248ZM117 135H115V137H117ZM123 135H124V134H123ZM157 135H159V134H157ZM177 135H178V134H177ZM195 135H197V134H195ZM203 135H202V136L200 135L201 138L203 137L202 140L204 139V136H203ZM208 135H209V134H208ZM208 135H206V136H208ZM225 135H224V136H225ZM234 135H233V136H234ZM242 135H243V132H242ZM142 136H143V135H142ZM142 136H141V137H142ZM144 136H146V135H144ZM206 136H205V138H206ZM212 136H214V135H212ZM215 136H216V135H215ZM215 136H214V137H215ZM230 136H229V137H230ZM240 136H241V135H240ZM245 136H246V135H245ZM123 137H125V136H123ZM214 137H213V138H214ZM235 137H236V136H235ZM118 138H119V137H118ZM162 138H163V137H162ZM237 138H238V137H237ZM119 139H120V138H119ZM143 139H145V138L143 137ZM180 139H181V137H180ZM208 139H209V138H208ZM208 139H207L208 142L206 143V145H208L209 141H211V140H208ZM211 139H212V138H211ZM231 139L229 138V141H231ZM124 140H125V139H124ZM124 140L122 139V142H124ZM140 140H141V139H140ZM146 140H147V139H146ZM195 140H196V139H195ZM205 140H206V139H204V141H205ZM217 140H218V139H217ZM217 140H214V142L216 141V145H215V146H216V147L218 146V148L220 149L222 146H224L225 143H224L223 141H222V143H221L220 140H218V141L220 142V144H221V146H220V144H219V142H218ZM116 141H117V140H116ZM118 141L121 143L120 140H118ZM125 141H126V140H125ZM142 141H143V140H142ZM148 141H149V140H148ZM235 141L237 142V140H235ZM113 142H115V141H113ZM130 142H131V140L129 141V143H130ZM151 142H152V141H151ZM179 142H180V141H179ZM202 142H203V141H202ZM217 142H218L219 145H217ZM116 143H117V142H116ZM116 143H115V145H117ZM120 143H118V146H120V148H118V146H115V148H116L115 150H116V151H118L119 149L121 150V148H122V151H123V150H124L123 148L126 147V149H125L123 152H126L125 154H127V153L129 154L130 149H131V148H134V146H133V147H131V148L129 147L130 149H128L127 146H126L127 144L125 145V144L122 143L123 145L121 146ZM126 143H127V142H126ZM129 143H128V144H129ZM131 143H133V141H132ZM138 143H139V142H137V143L135 142V144H133V145H136V144H138ZM142 143H145V141L142 142ZM142 143L140 144L141 146H139V148L141 147V148H140L141 150H140L139 148H137V149H139V151L141 152V154L139 155L140 152H139L138 154H137V153L134 154V152H133V154L135 155V156H134L135 158H136L137 156H140V158H138V159L142 160V162H141L142 165H141V163H140L139 165H136V164L134 163V161L137 160V159L132 158L133 155L131 156L132 159H131L130 157H127V156H126L128 159H131V161L134 160V161H132L133 163L130 162V164H127L128 166H127V165H126V166L129 167V165H130V167H129V169H130V168H131L132 166H134V164H135L134 169H132L131 172H134V170H136V171H137V174L139 173V175H140V172H138V168H140V167H139L140 165H141L143 168H145L146 166H148V165L146 164V163H147V160H146V159H147V153H149V152L151 151V150H149V152H146V148H145V147H146V146H145L146 144H142ZM227 143H228V142H227ZM177 144H178V143H177ZM185 144H186V143H185ZM192 144H193V143H192ZM222 144H223V145H222ZM228 144H229V143H228ZM228 144H227V145H228ZM231 144H232V143H230V145H231ZM259 144H260V145H259ZM124 145H125V146H124ZM130 145H132V144H130ZM138 145H139V144H138ZM173 145H174V144H173ZM206 145H205V146H206ZM230 145H228V147H230ZM248 145H247V146H248ZM123 146H124V147H123ZM128 146H129V145H128ZM136 146H137V145H136ZM190 146H191V145H190ZM199 146H200V145H199ZM208 146H209V145H208ZM225 146H226V145H225ZM233 146H234V145H233ZM261 146H262V145H261ZM137 147H138V146H137ZM179 147H180V146H179ZM181 147H182V146H181ZM201 147H202V146H201ZM203 147H204V146H203ZM211 147H212V146H211ZM211 147H210V148H211ZM228 147L226 146V147H225V150H226V148L228 149ZM117 148H118V149H117ZM144 148H145V149H144ZM165 148H166V147H165ZM182 148H183V147H182ZM182 148H181V149H182ZM206 148H208V147H206ZM210 148H208V149H209V152H210V150H211ZM212 148H213V147H212ZM232 148H234V147H232ZM127 149L129 150V152H127V151H128ZM134 149H135V148H134ZM134 149H132L131 151H133ZM149 149H150V148H149ZM162 149H163V148H162ZM190 149H191V148H190ZM190 149H189V150H190ZM236 149H237V148H236ZM261 149H264V145H263L262 148L260 147V150H261ZM126 150H127V151H126ZM166 150H167V149H166ZM182 150H183V149H182ZM191 150H192V149H191ZM193 150H194V149H193ZM195 150H196V149H195ZM116 151H115V152H116ZM142 151H143V152H142ZM173 151H175V150H173ZM187 151H188V150H187ZM220 151H221V150H220ZM226 151H227V150H226ZM226 151H225V152H226ZM236 151H237V150H236ZM118 152H120V155H121V153H123V152H121V151H118ZM165 152H166V151H165ZM176 152H177V151H176ZM176 152H175V153H176ZM179 152H180V151H179ZM188 152H189V151H188ZM191 152L193 153V151H191ZM200 152H201V151H200ZM211 152H212V151H211ZM211 152H210V153H211ZM228 152H229V151H228ZM116 153H117V152H116ZM171 153H172V152H171ZM189 153H190V152H189ZM192 153H190L189 155H192ZM217 153H218V151H217ZM229 153H230V152H229ZM231 153H232V152H231ZM234 153H235V152H234ZM128 154H127V155H128ZM136 154H137V156H136ZM194 154H196V152H195ZM203 154H204V153H203ZM211 154H212V153H211ZM211 154H210V155H211ZM218 154H219V153H218ZM223 154H225V153H223ZM227 154H228V153H227ZM249 154H250V153H249ZM249 154L247 153L246 155H249ZM129 155H131V153H130ZM182 155H183V153H182ZM204 155H205V154H204ZM204 155H203V156H204ZM210 155H209V156H210ZM230 155H231V154H230ZM234 155H235V154H234ZM234 155H233V156H234ZM236 155H237V154H236ZM251 155H252V154H250V156H251ZM253 155L251 156V158L253 157ZM256 155H255L254 157H257ZM201 156H202V155H201ZM201 156H200V157H201ZM203 156H202V158H201V159H203V160H201V162L204 161ZM205 156H206V155H205ZM213 156H214V155H213ZM213 156H212V157H213ZM215 156H216V155H215ZM217 156H218V155H217ZM225 156H226V154H225ZM225 156H224V157H225ZM233 156H232V157H233ZM250 156H247V158L249 157V158H248L249 161L247 160V158H245V160H247V161L250 162V164H251V161H253V159H256V158L253 157L252 160H251ZM259 156H260V155H259ZM124 157H125V156H124ZM166 157H167V156H166ZM191 157H193V156H191ZM191 157H190V158H191ZM194 157L197 158L198 156H197V157L194 156ZM212 157H211V158H212ZM226 157H227V156H226ZM232 157H231V158H232ZM263 157H264V156H263ZM141 158H142V159H141ZM176 158H177V157H176ZM190 158H189V156H188V160H187V162H188V161L191 162V161L193 160V158H192L191 160H190ZM206 158H207V157H206ZM221 158H222V157H221ZM221 158H220V159H221ZM233 158H234V160H235L236 156H234ZM123 159H125V158H123ZM164 159H165V158H164ZM197 159L199 160L200 158H197ZM220 159H219V160H220ZM237 159H238V158H237ZM140 160H139V161H140ZM174 160H176V159H174ZM178 160H180V159H178ZM198 160H197V161H198ZM208 160H209V158H208ZM208 160H207V161H208ZM213 160H215V159H213ZM221 160H222V159H221ZM224 160H225V159H223V162H224ZM245 160H244V161H245ZM250 160H251V161H250ZM127 161H128V160H127ZM129 161H130V160H129ZM129 161H128V162H129ZM137 161H138V160H137ZM160 161H161V160H160ZM180 161H181V160H180ZM183 161H184V159H183ZM185 161H186V160H185ZM195 161H196V159H195ZM210 161H211V159H210ZM225 161H226V162H227V161L231 162V161L228 160V159L225 160ZM235 161H236V160H235ZM119 162H120V161H119ZM128 162H127V163H128ZM190 162H188L187 164H189ZM193 162H194V161H193ZM193 162H192V163H193ZM204 162H205V161H204ZM220 162H221V161H220ZM223 162H222V163H223ZM233 162H234V161H232L231 163H233ZM248 162H245V163H248ZM253 162H254V161H253ZM253 162H252V163H253ZM120 163H121V162H120ZM137 163H139V162H137ZM151 163H152V162H151ZM155 163H157V162H155ZM159 163H160V162H159ZM179 163H180V162H179ZM182 163H183V162H182ZM184 163H186V162H184ZM196 163H197L196 165H199V164H200V163H198V162H196ZM215 163H217V162H215ZM215 163H214V164H215ZM222 163H221V164H222ZM234 163H236V162H234ZM123 164H124V163H123ZM123 164H122V165H123ZM190 164H191V163H190ZM193 164H194V163H193ZM211 164H212V162H211ZM219 164H220V163L218 162V165H216V166L219 167V166H220ZM224 164H226V163L224 162ZM237 164H239V163H237ZM242 164H243V163H242ZM124 165H125V164H124ZM179 165H180V164H179ZM196 165H195V166H196ZM244 165H245V164H244ZM244 165H243V166H244ZM253 165H254V164H253ZM144 166H145V167H144ZM176 166H178V165H176ZM199 166H201V164H200ZM199 166H198V169H201V168H199ZM207 166H211V165L208 164ZM214 166H215V165H214ZM245 166H246V165H245ZM245 166H244V167H245ZM247 166H248L249 168H251V169H252L253 167H254V169H256L255 166H251V165H250V166L247 165ZM247 166H246L245 168H247ZM123 167H125V166H123ZM149 167H151V165H150ZM179 167H181V169H183V170L185 169V167L182 166V164H181V166H179ZM182 167H183V168H182ZM188 167H189V165H188L186 168H188ZM191 167H192V165H191ZM177 168H178V167H177ZM192 168H194V167H192ZM207 168H208V167H207ZM209 168L211 169V167H209ZM233 168H234V167H233ZM235 168H236V167H235ZM240 168L243 169L242 166H240ZM245 168H244V170H246ZM249 168H247L246 171H250V172L253 171V172H254L253 169H252V171H251V170H249ZM146 169H147V167H146L145 169H143V170L145 171V172H144V171L142 172L144 175H145V173H146V174L148 173ZM155 169H156V168H155ZM189 169H190V168H189ZM198 169H197V170H198ZM226 169H227V168H226ZM119 170H120V169H119ZM121 170H122V169H121ZM127 170H128V169H127ZM157 170H158V169H157ZM219 170H220V169H219ZM239 170H240V169H239ZM111 171H112V170H111ZM136 171H135V172H136ZM152 171H153V170H152ZM155 171H156V170H155ZM178 171H179V169H178ZM184 171H185V170H184ZM189 171H192V172H193V170H189ZM189 171H186V172H189ZM200 171H202V170H200ZM210 171H211V170H210ZM221 171H222V170H221ZM241 171H243V170H241ZM246 171H245V173H247ZM255 171H257V169H256ZM116 172H117V171H116ZM123 172H124V171H123ZM135 172H134V173H135ZM157 172H158V171H157ZM160 172H162V171H160ZM196 172H197V171H196ZM219 172H220V171H219ZM228 172H229V170H228ZM253 172H252L251 174H253V177H254L255 174H254ZM263 172H264V171H263ZM263 172H262V174H263ZM142 173H141V175H142ZM153 173H154V172H153ZM180 173H181V172H178V174L180 175V177H179L178 175H177V176H178L179 178H182L181 176H182L183 174L181 175ZM190 173H191V172H190ZM230 173H231V172H230ZM235 173H236V171H235ZM256 173H257V172H256ZM121 174H122V173H121ZM148 174H150V173H148ZM196 174H197V173H195V174L193 173L192 175L194 176V175H196ZM199 174H200V173H199ZM209 174H210V172H209ZM216 174L219 176L220 173H219V174L216 173ZM249 174H250V173H249ZM258 174H259V173H258ZM139 175H138V176H139ZM200 175L203 176L202 173H201ZM207 175H208V173L206 174V176H207ZM210 175H213V174H210ZM236 175H237V174H236ZM148 176H151V175H145L144 177H142V178H144V180H143L142 182H144L146 178H149ZM174 176H176V175H174ZM187 176H189V175L187 174ZM193 176H192V177H193ZM196 176H199V175L197 174ZM204 176H205V175H204ZM234 176H235V175H234ZM238 176H239V174H238ZM238 176H237V177H238ZM261 176H263V175H261ZM128 177H129V176H128ZM155 177H156V176H155ZM155 177H154V179L156 180ZM189 177H191V175H190ZM199 177H200V176H199ZM253 177H252V178H253ZM159 178H160V177H159ZM197 178H198V177H197ZM200 178H201V177H200ZM204 178L207 179V177H204ZM217 178H218V177H217ZM230 178H231V177H230ZM232 178H234V177L232 176ZM235 178H236V177H235ZM249 178H250V177H249ZM256 178H259V180L261 179L260 177H256ZM150 179H151V177H150ZM183 179H184V176H183ZM183 179H182V180H183ZM201 179L204 180L203 178H201ZM209 179H210V177H208L207 180H209ZM238 179H239V178H238ZM242 179H244V178L242 177ZM137 180H138V179H137ZM146 180L148 181V179H146ZM176 180H178V182H177V184H178L180 181H179V179H177V177H176ZM185 180H186V179H185ZM211 180H212V179H210V181H211ZM217 180H218V179H217ZM217 180L215 179V181H214V182H216L215 185L218 184L219 182H220V184H221V181H220V180H221V177H220L219 182H217ZM224 180H225V179L222 178V181H224ZM227 180H228V178H226L225 181H227ZM232 180H235V179L228 180L227 182L232 181ZM248 180H249V179H248ZM262 180H263V179H262ZM262 180H261V181H262ZM147 181H146V183H147ZM205 181H206V180H204V182H205ZM210 181H209V182H210ZM237 181H238V180H237ZM240 181H241V180H240ZM240 181H238L239 183H237V184L235 183L233 186H235V185H236V186H239L238 184H240ZM261 181H260V182H261ZM170 182H172V181H170ZM170 182H169V183H170ZM173 182H176V181H173ZM181 182H184V183H185L184 180L181 181ZM190 182H191V181H190ZM190 182H189V183H190ZM202 182H203V181H202ZM207 182H208V181H206V185H207ZM211 182H213V180H212ZM211 182H210V183H211ZM234 182H236V181H232V183H230V182H229V183H230V184H233ZM243 182H244V180H243ZM248 182H249V181H248ZM144 183H145V182H144ZM153 183H154V182H153ZM164 183H165V182H164ZM169 183L167 182V184H169ZM198 183H199V182H198ZM198 183H197V185H198ZM224 183H225V182H222V184H221V189H223L225 186L228 187L229 189H230V186L233 187V186L230 185L229 183H228V184H229L230 186H227V185L222 186ZM244 183H245V182H244ZM244 183H243V184H244ZM127 184H128V183H127ZM131 184H132V183H131ZM133 184H134V183H133ZM136 184H137V183H136ZM156 184H157V183H156ZM171 184H172V183H171ZM177 184H176V185H177ZM220 184H219V186H220ZM226 184H227V183H226ZM243 184H242V186H243ZM247 184L249 185L250 183H247ZM247 184H245V185H246L247 188H249V186H247ZM262 184H263V183H262ZM140 185H143V183L140 184ZM145 185H147V184H145ZM151 185H153V184H151ZM176 185L174 184L173 186H175V187L178 188L179 186H183L184 184H183V185H182V184H181V185L178 184V186H176ZM208 185H211V184L208 183ZM208 185H207V186H208ZM240 185H241V184H240ZM245 185H244V186H245ZM157 186H158V185H157ZM166 186H167V185H166ZM199 186H201V185H199ZM202 186H203V185H202ZM202 186H201V187H202ZM204 186H205V185H204ZM212 186H213V185H212ZM212 186H210V187H212ZM217 186H218V185H217ZM219 186H218V187H219ZM236 186H235V189L237 188ZM250 186H251V185H250ZM144 187H145V186H144ZM150 187H151V186H150ZM183 187H185V186H183ZM183 187H182V188H183ZM186 187H187V185H186ZM218 187H217V188H218ZM240 187H241V186H240ZM240 187H239V188H240ZM137 188H138V187H137ZM153 188H154V187H153ZM177 188H176V189H177ZM206 188H208V190H209V187H206ZM206 188H205V189H206ZM213 188L215 189V186H213ZM219 188H220V187H219ZM239 188H238V189H239ZM243 188H244V187H243ZM252 188H254V189H251V187H250V191H251V190H252V191L255 190V186H253ZM160 189H162V188H160ZM173 189H174V188H173ZM197 189L199 190V188H197ZM225 189H226V188H225ZM225 189H223V190H225ZM229 189H228V191H229ZM232 189H234V188H232ZM235 189H234V190H235ZM256 189H258V188L256 187ZM259 189H262V188H259ZM133 190H134V189H133ZM133 190H132V191H133ZM177 190L179 191L180 189H177ZM181 190H182V189H181ZM185 190H186V189H185ZM218 190H220V189H218ZM226 190H227V189H226ZM230 190H231V189H230ZM240 190H242V189L240 188ZM240 190H239V191H240ZM247 190H249V189H247ZM130 191H131V190H130ZM132 191H131V192H132ZM134 191H135V190H134ZM188 191H189V190H188ZM188 191H187V192H188ZM210 191H212V193L214 192V190H210ZM232 191H233V190H232ZM252 191H251V192H252ZM261 191H262V190H261ZM141 192H142V191H141ZM171 192H172V191H171ZM176 192H177V191H176ZM179 192H180V191H179ZM182 192H183V191H182ZM184 192H185V191H184ZM187 192H186V193H187ZM197 192H198V191H197ZM219 192H220V191H219ZM225 192H226V191H225ZM225 192H223V193H224V195L226 196L228 193L225 194ZM257 192H258V191H257ZM259 192H260V191H259ZM263 192H264V191H263ZM134 193H137V191L134 192ZM151 193H152V192H151ZM205 193H206V192H205ZM207 193H208V192H207ZM214 193H215V192H214ZM254 193H255V192H254ZM128 194H130V193H128ZM128 194H127V195H128ZM137 194H138V193H137ZM148 194H149V193H148ZM152 194H153V193H152ZM194 194H195V193H194ZM234 194H235V193H234ZM242 194H243V193H242ZM249 194H250V192H249ZM252 194H253V193H252ZM260 194H261V193H260ZM262 194H263V193H262ZM141 195H142V193H141ZM150 195H151V194H150ZM184 195H185V194H184ZM187 195H188V194H187ZM208 195H210V194H208ZM221 195H222V194H221ZM236 195H237V194H236ZM240 195H241V194H240ZM258 195H259V194H258ZM258 195H257V196H258ZM263 195H264V194H263ZM263 195L261 196L262 198L259 197L260 195L258 196V197L260 198V200L264 198ZM162 196H163V195H162ZM201 196H202V195H201ZM246 196H247V195H246ZM255 196H256V195H255ZM255 196H253V197L249 196V198H248V197H247V198L250 199V201H251L252 199L254 200V197H255ZM183 197H184V196H183ZM187 197H188V196H187ZM192 197H193V196H192ZM192 197H191V198H192ZM202 197L205 198L206 196H202ZM229 197H230V196H229ZM258 197H257V200L259 199ZM167 198H168V197H167ZM193 198H194V197H193ZM213 198H214V201H215V200H216L215 197H213ZM213 198H212V200H213ZM224 198H226V197H224ZM251 198H252V199H251ZM255 198H256V197H255ZM199 199H200V197H199ZM218 199H219V198H218ZM230 199L232 200V197H230ZM230 199H227V198H226L225 200H227L228 203H229V200H230ZM243 199H245V197H244ZM248 199H247V200H248ZM202 200H203V199H202ZM222 200H223V199H222ZM225 200H223V201H225ZM260 200H259V201H260ZM169 201H171V200H169ZM204 201H205V200H204ZM206 201H207V200H206ZM216 201H217V200H216ZM219 201H220V199H219ZM242 201H243V200H242ZM248 201H249V200H248ZM255 201H256V200H255ZM259 201H258V202H259ZM263 201H264V199H263ZM263 201H262V202H263ZM164 202H165V201H164ZM167 202H168V201H167ZM167 202H166V203H167ZM207 202H208V201H207ZM211 202H212V201L210 200V206H211ZM221 202H222V201H221ZM221 202H220V203H221ZM230 202L233 203V201H230ZM258 202H257V203H258ZM262 202H260V203H262ZM263 203H264V202H263ZM263 203L261 204V206L263 205ZM174 204H175V203H174ZM234 204H235V203H233L232 206H229V207H232V209H235L237 204H236L235 206H234ZM238 204H239V203H238ZM255 204H256V203H255ZM212 205H213V204H212ZM221 205H222V203H221ZM225 205H227V203H226ZM230 205H231V203H230ZM240 205H241V204H240ZM252 205H254V203H253ZM256 205L258 206V205H260V204H256ZM133 206H142V205H139V204H138V205H137V204L135 205V204H134ZM208 206H209V205H208ZM219 206H220V205H219ZM227 206H228V205H227ZM233 206H234V207H233ZM254 206H255V205H254ZM181 207H182V206H181ZM216 207H217V206H216ZM241 207H242V206H241ZM251 207H253V206H251ZM259 207H260V206H259ZM259 207H257V208H259ZM139 208H140V207H139ZM203 208H204V207H203ZM213 208H214V207H213ZM237 208H238V207H237ZM237 208H236L235 210H237ZM242 208H243V207H242ZM245 208H246V206H245ZM261 208H263V206L260 207L259 209L261 210ZM159 209H160V208H159ZM220 209H221V208H220ZM225 209H226V208H225ZM206 210H207V209H206ZM210 210H211V209H210ZM213 210H214V209H213ZM217 210H218V209H217ZM228 210H230V209H228ZM235 210H230V212H231V211H235ZM257 210H258V209H257ZM226 211H227V209H226ZM262 211H264V210H261V212H262ZM131 212H132V211H131ZM211 212H212V211H211ZM211 212H210V213H211ZM223 212H224V211H223ZM133 213H134V212H133ZM152 213H153V212H152ZM170 213H171V212H170ZM178 213H179V212H178ZM208 213H209V211H208ZM218 213H219V212H218ZM136 214H137V213H136ZM216 214H217V213H216ZM220 214H221V213H220ZM220 214H219V216H220ZM234 214H235V213H234ZM242 214H243V213H242ZM261 214H262V213H261ZM236 215H237V217H238L239 214H236ZM262 215H263V214H262ZM122 216H123V215H122ZM221 216H222V215H221ZM232 216H233V215H232ZM244 216H245V215H244ZM252 216H253V214L251 215V217L249 216V218H252ZM199 217H200V215H199ZM222 217H223V216H222ZM237 217H236V218H237ZM239 217H240V216H239ZM232 218H233V217H232ZM234 218H235V217H234ZM126 219H127V218H126ZM130 219H131V217H130ZM170 219H171V218H170ZM220 219H221V218H220ZM238 219H239V218H238ZM241 219H242V218H241ZM244 219H245V218H243L241 221L244 222ZM135 220H136V219H135ZM155 220H156V219H155ZM230 220H234V219H229V221H230ZM129 221H130V220H129ZM149 221H150V220H149ZM157 221H158V220H157ZM157 221H156V222H157ZM162 221H163V220H162ZM178 221H179V219H178ZM190 221H191V220H190ZM193 221H194V220H193ZM197 221H198V220H197ZM224 221H226L225 218H224ZM236 221H237V220H235V221H233V222H236ZM241 221H240V222H241ZM133 222H134V221H133ZM135 222H136V221H135ZM175 222H176V221H175ZM175 222H174V223H175ZM195 222H196V221H195ZM230 222H231V221H230ZM240 222H237V223H240ZM255 222H256V221H255ZM259 222H260V221H259ZM75 223H77V222H75ZM192 223H193V222H192ZM257 223H258V222H256V224H257ZM82 224L84 225V223H82ZM136 224H138V222H137ZM218 224H220V223H218ZM244 224H246V223L244 222ZM244 224L242 223V225H244ZM85 225H86V224H85ZM94 225H95V224H94ZM141 225H142V224H141ZM150 225H151V224H150ZM196 225H197V224H196ZM233 225H234V224H233ZM257 225H259V224H257ZM81 226H82V225H81ZM127 226H129V225H127ZM139 226H140V225H139ZM142 226H143V225H142ZM146 226H147V224H146ZM228 226H229V228H230L231 231H232V229H233L232 226H231V227H230V225H228ZM86 227H87V226H86ZM143 227L145 228V226H143ZM181 227H182V226H181ZM201 227H202V226H201ZM226 227H227V226H226ZM262 227H263V226H262ZM84 228H85V227H84ZM132 228H133V227H132ZM146 228L148 229V227H146ZM149 228L151 229V227H149ZM229 228H227V229H229ZM234 228H235V227H234ZM238 228H239V227H238ZM251 228H252V227H251ZM42 229H43V228H42ZM187 229H188V228H187ZM223 229H224V228H223ZM248 229H249V227H248ZM82 230H83V229H82ZM85 230H87V228H85ZM97 230H98V229H97ZM234 230H235V229H234ZM236 230H237V228H236ZM236 230H235V231H236ZM245 230H246V229H245ZM245 230H243L244 233L247 232V231H245ZM250 230H251V229H250ZM253 230H254V229H253ZM41 231H42V230H41ZM41 231H40V232H41ZM91 231H92V230H91ZM148 231H149V230H148ZM193 231H194V230H193ZM231 231H230V233H231ZM235 231H232V232H235ZM40 232H39V233H40ZM47 232H48V231H47ZM71 232H72V231H71ZM84 232H85V231H84ZM92 232H93V231H92ZM97 232H98V231H97ZM97 232H96V233H97ZM99 232H101V231H99ZM153 232L155 233V231H153ZM227 232H228V231H226V233H227ZM252 232H253V231H252ZM254 232H256V231H254ZM259 232H260V231H259ZM93 233H94V232H93ZM163 233H165V232H163ZM194 233H195V232H194ZM244 233H243V234H244ZM257 233H258V232H257ZM260 233H261V232H260ZM73 234H74V233H73ZM75 234H77V233H75ZM85 234H86V233H85ZM127 234H128V233H127ZM243 234H242V235H243ZM246 234H247V233H246ZM246 234H245V235H246ZM262 234H264V233H262ZM262 234H260V235H262ZM27 235H28V234H27ZM86 235H87V234H86ZM151 235H152V234H151ZM210 235H211V234H210ZM238 235H239V234H238ZM240 235H241V232H240ZM240 235H239V236H240ZM72 236H73V235H72ZM74 236H75V235H74ZM89 236H90V235H89ZM93 236H94V235H93ZM95 236H96V235H95ZM117 236H118V235H117ZM119 236H120V235H119ZM119 236H118V238H119ZM124 236H125V235H124ZM153 236H154V234H153ZM207 236H208V235H207ZM253 236H254V235H253ZM253 236L250 237V239H252V241H253V239H254ZM258 236H259V234H258ZM75 237H76V236H75ZM90 237H91V236H90ZM97 237L100 238L99 235L96 236V238H97ZM127 237H128V236H127ZM130 237H131V236H130ZM132 237H133V236H132ZM173 237H175V235H174ZM210 237H211V236H210ZM254 237H255V236H254ZM262 237H264V235H263ZM30 238H31V237H30ZM41 238H42V237H41ZM43 238H44V237H43ZM47 238H49V237H47ZM101 238H102V237H101ZM111 238H112V237H111ZM113 238H114V237H113ZM157 238H158V236H157ZM171 238H172V237H171ZM175 238L177 239V237H175ZM175 238H173V239H175ZM204 238H205V237H204ZM44 239H45V238H44ZM92 239H94V238H92ZM115 239H116V238H115ZM152 239H153V238H152ZM176 239H175V240H176ZM238 239L240 240L241 238H238ZM246 239H247V238H246ZM255 239H256V238H255ZM30 240H31V239H30ZM42 240H43V239H42ZM47 240H48V239H47ZM120 240H121V239H120ZM179 240L181 241V238H180ZM239 240H238V242H239ZM31 241H32V240H31ZM44 241H45V240H44ZM88 241H89V240H88ZM111 241H112V239H111ZM118 241H119V240H118ZM144 241H145V240H144ZM144 241H143V242H144ZM176 241H177V240H176ZM176 241H175V242H176ZM241 241H243V239H241ZM241 241H240V242H241ZM244 241H246V240H244ZM244 241H243V242H244ZM254 241H256V240H254ZM263 241H264V240H263ZM22 242H23V241H22ZM86 242H87V241H86ZM102 242H104V241H102ZM124 242H126V240H124ZM143 242H142V243H143ZM240 242H239V243H240ZM243 242H242V243H243ZM256 242H257V241H256ZM134 243H135V242H134ZM214 243H215V242H214ZM227 243H228V242H227ZM232 243H233V242H232ZM244 243H245V242H244ZM254 243H255V242H254ZM22 244H23V243H22ZM115 244H116V241H115ZM126 244H127V243H126ZM184 244H185V243H184ZM184 244H183V245H184ZM193 244H195V243H193ZM229 244L231 245V243H229ZM229 244H228V245H229ZM234 244H235V242L232 244V247H233V248H234V247H235L236 249H237V248H239V249L244 248L243 251H245V248H247V249H248V248L251 249L252 247H254V246H251L250 244H249V245H250V247H249V245H246V243L244 244V245H246V247H243V246L239 247V245L236 246L238 243H236L235 245H234ZM255 244H257V243H255ZM24 245H25V244H24ZM94 245H95V244H94ZM159 245H160V244H159ZM161 245H162V244H161ZM230 245H229V246H230ZM241 245H242V244H241ZM104 246H105V245H104ZM109 246H110V245H109ZM133 246H134V245H133ZM146 246H147V245H146ZM208 246H209V245H208ZM213 246H214V245H213ZM256 246H257V245H256ZM259 246H261V245H259ZM24 247H25V246H24ZM90 247H91V245H90ZM135 247H136V246H135ZM262 247H263V248H260V247H259V248H260V249H264V246H262ZM70 248H71V247H70ZM137 248H138V247H137ZM167 248H169V247H167ZM177 248L179 249V247H177ZM256 248H257V247H256ZM256 248H255V247L252 248L253 251H254V250L257 251ZM67 249H68V248H67ZM72 249H73V248H72ZM162 249H163V248H162ZM178 249H177V251H178ZM209 249H210V248H209ZM110 250H111V249H110ZM110 250H108V251H110ZM141 250H142V249H141ZM141 250H140V251H141ZM164 250H165V248H164ZM167 250H168V249H167ZM186 250H187V248H186ZM237 250H238V249H237ZM87 251H89V250H87ZM155 251H156V249H155ZM168 251H170V250H168ZM174 251H175V250H174ZM197 251H198V250H197ZM253 251L250 252V250H249V254H250V256H251V253H252ZM106 252H107V251H106ZM205 252H206V251H205ZM205 252H204V253H205ZM210 252H211V250H210ZM227 252H228V251H227ZM246 252H248V251H246ZM113 253H114V252H113ZM131 253H132V252H131ZM189 253H190V252H189ZM253 253H254V252H253ZM253 253H252V254H253ZM132 254H133V253H132ZM121 255H122V254H121ZM155 255H156V254H155ZM159 255H160V254H159ZM172 255H173V254H172ZM187 255H188V254H187ZM201 255H202V254H201ZM204 255H205V254H204ZM227 255H228V254H227ZM232 255H233V254H232ZM232 255H231V257H232ZM134 256H135V255H134ZM210 256H211V255H210ZM233 256L236 257L235 255H233ZM253 256H254V254H253ZM263 256H264V255H263ZM122 257H123V256H122ZM159 257H160V256H159ZM176 257H177V256H176ZM247 257L249 258L248 253H247ZM247 257H246V258H247ZM257 257H258V256H257ZM261 257H262V256H260V258H261ZM119 258L121 259V257H119ZM174 258H175V256H174ZM207 258H208V257H207ZM211 258H212V257H211ZM253 258H254V259H253ZM158 259H159V258H158ZM252 259L255 260V257H252ZM233 260H234V259H233ZM237 260H238V259H237ZM248 260H249V259H248ZM259 260H260V259H258V261H259ZM262 260H263V259H262ZM262 260H261V261H262ZM146 261H147V260H146ZM175 261H176V259H175ZM175 261H174V262H175ZM234 261H235V260H234ZM258 261H255V262L252 261V262H253V263H258V264L261 263V262H258ZM143 262H145V261H143ZM150 262H151V261H150ZM252 262H251V263H252ZM145 263H147V262H145ZM238 263H240V262L238 261ZM164 264H165V263H164ZM175 264H176V262H175ZM183 264H184V263H183ZM218 264H219V263H218ZM220 264H221V263H220ZM240 264H242V263H240ZM262 264H263V263H262Z\"/></svg>",
    "mask_w": 264,
    "mask_h": 264
}]
</instances>
